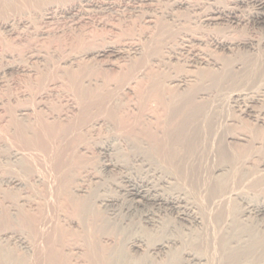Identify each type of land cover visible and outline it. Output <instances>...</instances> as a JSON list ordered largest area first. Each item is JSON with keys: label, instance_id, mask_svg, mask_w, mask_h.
Masks as SVG:
<instances>
[{"label": "rangeland", "instance_id": "obj_1", "mask_svg": "<svg viewBox=\"0 0 264 264\" xmlns=\"http://www.w3.org/2000/svg\"><path fill=\"white\" fill-rule=\"evenodd\" d=\"M14 1L13 2L15 4H17L18 0H14ZM0 2H2V3H0V12H1L0 13V22L2 23L3 21H5V19H6V21H9L11 18L12 19L10 21H13V22L9 21L11 24L13 23L12 25L10 24V27L12 29L11 28H3L1 23H0V26H1L0 27V31H1V33H0V113H1L0 114V147H2V146L5 147L3 149L5 151H1V149H0V152H1L0 155L3 154V152L4 153L6 152V150L8 148V146H6V144L8 143L7 144V145H9L8 149L12 148L10 150L17 151L19 153L22 149V151L20 153L21 156H25L28 152L30 153V154L28 153L26 155V158L23 157L26 159V160L23 159V161L25 162L28 160V163H29V164H27V162H26V164L24 165V169L26 168L25 167L26 165H27V167L29 166L31 168H33L32 166L35 167V168H33V170L28 167L27 172L25 171L26 169L24 170L22 168V170L17 173V176L20 177L21 179L31 182V183L29 182V185L22 186L21 188L20 187L19 188L15 187L16 189L14 187L12 188V185L8 186L9 184H6L5 181L0 180V187H1L0 188V191H1L0 196H2V197H0V202L3 203V205H2L3 207L6 206L5 208L1 207V209H3V210L5 209L4 219H3L4 222L7 221V218L5 219V212H7L6 209L9 212V207L11 206V203H14L16 201V199L19 198V196L20 197L24 196L25 199H26V197H28L27 198L28 201L26 200L24 202V204H21L22 205L21 207H22V209L25 210V212H22L24 210L21 211V208H19V213H17V215H16V217H18V216L20 217V218L16 219V221H19V222H17V224L15 221L12 223V220L10 221L9 218H8L9 222H6V223L3 222V225H5V227L8 224L10 225L9 227H6L7 229L9 228V229H13L14 231H16V233L11 235L12 237H10V239L8 241V243L10 244V247L15 252H17L18 254L27 255L28 258L26 257L25 264H83V263L84 264H94V263L102 264V263H105L104 261H106V253H105L106 250L105 249L111 248V246L114 245L116 243V241H118V240H116V238L118 237L119 234H120V236L117 239H119L121 241V240H123V238H125L124 240L128 241L129 236L131 238L136 233H142L143 232V234H144L145 232L151 233V231H152V233H156L154 231V229H151L152 226H150L148 223H146V222H151V220H152V222L154 221L153 222L154 224H156V221H163V219H165V221L170 222V225H169L170 227H167V230L163 234V236L168 235L167 237H173V236L178 237L180 234L175 232L178 229L177 231H180V232L182 231L181 233L182 234L184 233L183 237L187 238V236H189L188 229L190 230L194 226L190 225L188 222H185V221H182L181 219H179V217H180L179 213L180 212L178 213V210L173 209L171 207L168 208L167 206H162V205H157V204H152V203H146V202H144L143 204L138 205V206H136L134 204L132 205V203H131V197H130L129 192H128V190L132 187L131 184L137 183L138 185H140V184L142 185L144 183L143 188L146 189L149 186L146 187L145 183L148 180H149L148 182L150 183V185L151 184L154 185L155 183H157V181H156L158 179L157 176L159 175V173L161 171L160 174L161 175L165 174L166 176H167V174H166L167 172H169L168 174H171V175L173 173H174V175L177 173L176 174L177 176L176 175L175 176L169 175V176H171L172 178L174 177L175 180L178 178L176 181L179 180L182 184H184L186 186H188V185L191 186V187H189V186L188 187L191 190H193L192 191L193 193L195 192V195L197 196V198H201L200 196H202V195H203L204 199H206L205 197H207L208 198L207 201L210 200L209 202H207L205 200L206 205L208 203V205H207L209 207L208 209H210L211 206L216 205L215 207L213 206L210 210H208L209 216H211L210 214L213 213L211 216L212 218H210L211 223H209V225H208L209 228H207L208 231H206L204 234V235L207 234L208 236L206 235V237L204 238V235H203L202 240H201L202 242L205 240L206 241L208 240V241L207 242L205 241L206 243L204 242L203 245L199 243L198 244L199 246L197 248L200 247L199 248L200 250H201V248L206 249V251L202 250L201 254L207 256V257L206 256H204V257L206 258L208 264H212V263L217 264V262L219 264H222L221 260L223 259L224 252L221 251L222 250L221 246L224 243V240L221 237V234H223V233L221 232V234H220V229L218 230V228L221 226L220 224L224 223L226 221V218H228L227 216H228L229 211H227V210L230 209V208H228V206L231 207L232 202H230V201L233 200L231 197L233 196V198H235V200L237 199L236 201L239 202L240 205L243 203V201L245 199H246L245 201L249 200L250 204H254L257 202V200H255V199H257V197H259L260 195L264 194V184H263L264 181H262V183L260 181L256 182V181H258L257 178H258L259 174L256 173V175H255L254 173L250 172L249 174L246 175V177L243 176V178H242V174H241V171H243L242 167H244L246 165H250L249 162L250 163L251 162L253 163L254 161L257 162L262 157V155H264V149L260 151V150H256L255 148H253L254 145L252 146V144H246L247 145L246 146L245 144L242 145V143L241 144L230 143L231 144L230 145L229 143L223 141L225 139V137L228 135V132H229V134L232 132L233 133L245 132L248 135L250 134L254 137H259V138H261L260 136L262 135L261 133L259 134L260 130L258 131V129L254 127V124H253L254 123V116L251 117L250 115L241 114L240 112L239 113L241 115H239L238 111L243 109L246 105H249V106L252 105L254 110L262 109L263 115H264V104L262 106V104H259V103H254L255 105L250 103L251 97H256L259 99V98H262L264 95V89H263L264 85L262 84L264 82L261 83V81H263L262 79H264V76H263L264 75V65L262 63V62H264L263 61L264 60V4L260 0H217V1H215V0H155V1L154 0H145L144 2H146V3L141 2L140 0H132V1L131 0H94V2L92 4H90L91 6L84 7L85 10H84V8L81 7V8H78V10L75 9V10H71L69 12L68 11H62V10L61 11H55V13L54 12L52 13L53 15L51 14L52 18H51V20H49L50 22L48 20H46V21L44 20V22H43V19L39 20L38 17L33 16L34 12L32 10V7H26V8L23 7L21 9V11H24L26 9L25 10L26 12H23L24 14L26 13L25 16H24V14H21L20 12H19L20 13V15H19L18 11L16 13L14 12L12 14L11 13L9 14L8 12H5L6 7L4 8L5 5L3 4V0H0ZM135 2H137V3H135ZM138 2L141 3L144 8L142 7V5H139ZM67 4H65V5H67ZM56 5L57 6L59 5L58 7L62 8V6L64 4L60 5V4L56 3ZM164 5H165V7H164ZM176 5H178V6H176ZM1 6H2V8H1ZM223 7H225V8H223ZM2 9L5 11H3ZM150 9H152L154 11L170 12L169 14L170 15L172 14L173 18L178 19L180 22V23L177 22L175 29H177V27H179V29L183 28L182 31L181 30L178 31L179 33L177 31H175L174 28H171V30L169 29L168 30L169 33H171L173 31L172 29H174V31H173L174 33L173 32L171 33V34H174V36L166 33L165 36H167V34H168L170 37H173L171 39H173L172 43L174 42L173 43L174 45L173 44H172L173 46L171 45V47H170L171 49L168 48L169 46L166 47L167 45L165 44V41H163V40L158 41L156 43L157 46L155 45V50L156 49L157 50L154 52H156V53L159 52L160 54H163V53L167 54L168 53L166 57H169V58L171 57L169 60L170 63L168 61L169 64L167 65V67H165L166 70L161 69V70H163L164 73L159 69L156 70L159 66L156 67V63L153 64L155 62V59L157 58L156 56L159 53L157 55H154V56L152 55V57L154 59L150 55L149 56L148 55L143 56L144 62L143 61L140 62L141 58L140 59L137 58V56H135L136 54H134V56L136 58H132V60L130 58H128V59L126 58L125 60L119 59L116 62H118L119 65H121V66L117 65V63L114 62L115 68L114 67L113 68L107 67L108 66L107 65L108 64L107 59H103V61L101 60L102 63H101V61L98 62L99 67H101V68H99L98 64H97L98 68L96 69L97 71L96 70L95 71L97 72V74L99 73L98 76H99V79L102 80L101 86L105 88L104 90L100 86L96 87V89H95V87L90 88L88 86L79 84L80 79L77 77L78 73H76L74 71L72 73H75V74H71L69 72L70 76L66 73H65L66 74L65 75L64 72H62V71L60 73V69L62 68L61 65H62V61L64 60V57H66L68 54L73 53L74 49L78 50V44L77 43H79V39L81 36L84 35V32H85V34L88 33V34H86L87 36L91 35V36L95 37L97 35L96 38L97 39L99 38L98 41L100 40L99 42H101V43L103 42V40L105 41V40H112L113 39V40H115V41L112 40L115 43V45L118 46L120 44L119 46H122L126 49L128 47H134V46L138 47V46H136V44L137 45L139 44V46L142 48H146V45H147L146 43L140 44V43L132 40V42H135V44L133 43L134 44L133 45L130 38H129L130 42H128V41L125 42V40L128 39L127 35H131L132 32L134 33L135 31H137V33H139V32H141V30H143V31L148 30L147 29L148 27L145 28L147 25L142 20H144L146 13L151 11ZM229 10L234 11L235 16H237L240 21L232 22L230 19H228V17H226V16L228 15L227 13ZM85 11H87V12H85ZM216 11H218V13H213ZM2 12L6 13L8 15H5ZM122 12H123V14H122ZM210 12L212 14H215L214 16L219 17V19L216 20L215 23H213L211 21H210L211 22L210 23V22L205 20L208 17L207 14H211ZM1 14L2 15L4 14V17ZM166 14H168V13H166ZM22 15H23V17H22ZM31 17H32V19H31ZM128 18H129V20H128ZM156 19L158 20V17ZM184 19H185V21H184ZM21 22H22V24H21ZM125 23L128 24L127 28H126L127 24H125ZM134 23H136V24H134ZM194 24H195V26H194ZM41 25H42V27H40ZM89 25H92V26H89ZM118 25H119V27H118ZM80 27H82V28H80ZM103 27L105 28V30L103 29ZM124 27H125V29H124ZM130 27H131V29H133V31L130 29ZM187 27L189 30H187ZM70 28H71V30H70ZM73 28H74L75 32H74ZM84 28H86V29H84ZM120 28L124 29V30H121ZM67 29H68V31H67ZM19 30H21V31L23 30L24 32L23 31L21 32ZM114 30L116 31V33ZM125 30L126 31L129 30L128 32H131V33H128ZM207 30L209 33L207 32ZM37 31H38V33H37ZM64 31H65V34H64ZM92 31L93 32L95 31V32L93 33ZM117 31H118V33H117ZM45 32L48 35L50 34V36H49L50 38L48 37L49 39L46 38L48 35ZM125 32L127 33V35L124 34ZM192 32H195V33L193 34ZM103 34H104V36H103ZM114 34H116V35H114ZM175 34H178V35H175ZM59 35H60V37H59ZM124 35L127 36L126 37L127 39L124 37ZM15 36H17V37L15 38ZM108 36H110V37H108ZM18 37H20V38L18 39ZM53 37H55V38L53 39ZM174 37H175V39H174ZM215 38H217V39H215ZM27 39L28 40L30 39V40L28 41ZM46 40H48V41H46ZM220 40L221 41L222 40H224V41L230 40L233 42L235 40L236 42H239L238 43L239 45H236V46L234 45V46L230 47V49H226L224 47L222 48L220 45H217V41H220ZM11 41L12 42L14 41V42L12 43ZM36 41L39 43H37ZM54 41H56V42L54 43ZM20 42H22V43H20ZM158 43L160 46H158ZM12 44H14V45H12ZM15 44H16V46H15ZM23 44H24V46H23ZM37 44L40 45V48L38 47L39 45H37ZM56 44H58V45L56 46ZM42 45H45L48 48L46 47V49H45L44 46H42ZM48 45H50V46H48ZM162 45L165 47H163ZM62 47H64V49ZM161 47H163V48H161ZM15 48H17L18 52L16 51ZM37 48H38V50H37ZM8 49H9V51H8ZM10 49L11 50L13 49V50L11 51ZM159 49H162L163 52L159 51ZM19 50L22 52L19 53ZM60 50H61V52H59ZM75 50H74V52H75ZM52 51H53V53H52ZM14 52L16 53V55ZM10 53H12V54H10ZM48 53H49V56L48 55L47 56L49 59H47V56H46V54H48ZM204 53L205 54H211L212 53L211 57L212 58L214 57L215 58L214 60H216V59L218 60V62L216 60V62H217L216 65L219 64L218 66L222 65V67L219 68L215 65L216 67L215 66L213 68L207 67V69L204 68L205 70H202V71L200 70L201 72H199V80L195 84V86H197V87L200 86L199 89L196 88V91H195V92H197L199 90L198 91L199 93L197 92V94H199V95H197L195 93V95H193V96L191 94V97L195 98L196 95L198 97H200V95H201V100H199L200 98L198 99V97L196 96L197 99L192 98L191 99L192 101L195 100L194 102H192L190 100L191 97L189 96V99H188V96H186L189 94H187L184 91H182V92L181 91H175L174 89L168 90V88L164 89L162 87H161V89H159L160 87L154 88L153 86H151V78L149 76L152 77L153 74L156 75L157 71H159L160 77H163L161 74H163V75L165 74L164 76H166V78H167V74L169 75L172 71H173L172 73H175L174 71L177 70L178 72L176 71V73L182 74L181 71L187 72V70H189L188 65H189V63L192 64V58H196L198 56L204 57V55H205ZM19 54H21V56ZM42 54L46 57V59ZM57 54H59V55H57ZM27 55H29V56H27ZM194 55L195 56L198 55V56L195 57ZM219 55H220V57H219ZM37 56H39L40 59H39V57L37 58ZM41 56L44 57V59H45L44 61L42 60ZM134 56H131V57H134ZM246 56H249L248 58H250V59L248 61H250L251 63L247 61L248 58L246 59ZM251 56H253V57L255 56L254 57L255 59ZM20 57H21V59H20ZM52 57H54V58H52ZM177 57H179V58H177ZM4 58H5V60H4ZM8 58H11V59H8ZM146 59L147 60L149 59L148 63L146 62L147 61ZM151 59L154 62H151L152 61ZM222 59L223 60L227 59V61L224 60L225 63L223 64L224 61ZM230 59H232L231 60L232 62L228 61ZM252 59H253V61H251ZM12 60H14V61H12ZM126 60L129 61L128 63H130L132 76H134V78H135L136 76L139 77V75H140V79L138 78L139 79V81H138V80H136L137 79V77H136L135 80H136V82H138V84L136 83L138 86L135 84L137 87L135 86L136 88L134 89V91L132 93H124L126 95H124V94L120 95L121 94L120 91L123 88V85H125V82H127L126 80H128V78H127L128 75H122L125 73L127 74V72H128L127 69L130 68V67H128L129 65H127L128 63L125 64L127 62ZM133 60H136V62H133ZM254 60H256V61L258 60L259 63L254 61ZM177 61H178V63H177ZM234 61H236V62H234ZM8 62L11 64H9ZM106 62H107V64H106ZM149 62L151 63V65ZM227 62L232 63V64H227ZM239 62L240 63L243 62V64H239ZM247 62H248V64H246ZM254 62L257 63V66H256V64H254ZM135 63L136 64L139 63V66L141 65V67L142 66L143 67L141 68L137 65V68H136ZM173 63L176 64V66L173 65ZM252 63H253V65H251V67H250L249 65ZM26 64H27V66H26ZM171 64L175 67H172ZM245 64L247 65L248 68L249 67L251 68V70H248V68H247L248 72L246 70ZM36 65L40 68H37ZM124 65H126V67H128V68L126 69ZM133 65H134V67H133ZM177 65L181 66V67H178ZM224 65H227V66L229 65V66L226 69V66H224ZM243 65H245V66H243ZM58 66H59V68H58ZM186 66H187V68H186ZM144 67H148V69L146 70V68H144ZM255 67H258V68H256L257 71H256ZM14 68H15V70H14ZM102 68L104 70H102ZM122 68H123V70L125 68V70L127 72L125 70H124L125 71L124 72L122 70ZM150 68H152L156 72L153 71V73H152V69H150ZM162 68H164V67H162ZM172 68H175V70L174 69L172 70ZM179 68L181 69V71L178 70ZM211 68H212V71L209 72V70H211ZM217 68H219V69H217ZM221 68H222V70H221ZM224 68L226 69L225 71H227V73H231V75L225 76L227 74H224V76H225L224 77L223 76ZM228 68L229 69L232 68V69H230L231 72ZM233 68L235 69L234 70L235 74H233L234 73ZM216 69H217L218 73H220L219 77L216 75L217 71L215 72V74L213 72ZM36 70H38V71H36ZM219 70H220V72H219ZM41 71H44V72H41ZM45 71H47V72H45ZM150 71H151V73H150ZM251 71H255V72H251ZM33 72H35V73H33ZM39 72H41V73H39ZM119 72L121 73L120 76H122L121 79L122 78L124 79L127 76L126 77L127 79L126 78L124 79L125 82L123 80H121L124 82V83L121 82V85L118 84V83H120ZM165 72H167V74ZM211 72H213V75H215V76H211L212 75ZM108 73H111V74H109L111 76H109ZM253 73L256 76L257 75L258 76L256 77ZM241 74H244V77L246 79H244V77ZM250 74H253L255 76V78ZM71 75H73V76L75 75L79 79V81L77 78H75L76 80H74L73 76L71 77ZM201 75H203L204 77ZM42 76H44V77H42ZM118 76H119V78H118ZM200 76H201V78L202 77L203 78L200 79ZM260 76H263V77H260ZM107 77H109V78H107ZM110 78H111V80H110ZM256 78L259 79L260 83H259L258 79H256ZM35 79H38V80L36 81ZM140 80L142 82H140ZM240 80H243V81H240ZM76 81H78L79 83H77ZM114 81H116L117 85L114 83ZM25 82H27V83H25ZM108 83L110 84V86ZM112 84L113 85L115 84L118 89L115 87V85L113 87ZM242 84L244 85L243 86V90L245 89L244 91L242 90ZM246 84L248 85L250 90L248 87H245ZM259 84L260 85L262 84V85L260 86ZM28 85H30V86H28ZM141 85H142V87H141ZM256 85H258L259 87H257ZM44 89H47V90H44ZM94 89H95L96 93H95ZM97 89H99V90H97ZM163 89H164L163 92L166 91L165 94H163V92H161V90H163ZM33 90H34L35 94H33ZM118 90H120V91H118ZM142 90L144 92H142ZM158 90H160V91H158ZM194 90H195V87H194ZM251 90L256 91V93L255 92L254 93L253 92L248 93ZM50 91H51V93L49 94ZM82 91H83V94L80 95V93H82ZM109 91H110V93H109ZM112 91H114V93H116V95H114ZM115 91H117V92H115ZM167 91H169V92H167ZM176 92L179 94V97L182 95L180 97V99L177 96L178 94H176ZM56 93H58V94H56ZM117 93H119L118 96L119 95L121 96V98H120V96L118 98L125 99V100H122V102L124 101V104L121 102L120 99H119L120 102H118V103L115 102V100L117 98ZM193 93H194V91H193ZM41 94H42V96H41ZM143 94L146 95V97ZM166 94L169 95L168 98L166 97L167 96ZM171 94H172V96L174 95L173 98H171L172 97ZM226 94H228V95H226ZM233 94H239V96H236V97L234 96L233 98L228 99L230 97L229 95H233ZM47 95H49V96L47 97ZM88 95H90V96H88ZM33 96H34V98H33ZM162 96H164V97H162ZM175 96L178 97V99ZM221 96L222 97L224 96V98H221ZM78 97L80 99H78ZM113 97H116V98H113ZM152 97H155V98L152 99ZM156 97H157L158 101L155 100ZM226 97H228V98H226ZM174 98H175V100H173ZM205 98L207 99V101ZM218 98H220V99H218ZM217 99L219 100V102ZM3 100H5L4 101L5 103L3 102ZM33 100H34V102H33ZM35 100H36V102H35ZM38 100L40 101V103ZM99 100H101V101H99ZM147 100H148V103H147ZM211 100H213L211 102V104L208 103V101L210 102ZM144 101H145V103H144ZM159 101H161V102H159ZM199 101H200L201 105L203 104L201 106V108H200V106H199V108L197 107ZM201 101H203V103ZM11 102H13V103H11ZM52 102H54L55 105ZM109 102L111 104H109ZM137 102H138V104H137ZM173 102L174 103L177 102V103L174 104ZM206 102H207V105L209 104L210 107L206 106ZM27 103H28V105H27ZM200 103H199V105H200ZM73 104L75 106H73ZM136 104H137V106H136ZM196 104H197V106H196ZM38 105L40 107H38ZM128 105L130 108L127 107ZM152 105H153V107L155 106L154 108L156 109V111L152 107ZM23 106L27 107V108L31 107V109L33 110V111H30V116H29L30 121L28 123H29L30 127H28L29 125L26 121H25L26 122L25 123L24 120H21V119L18 120L19 116L16 115V114H18V110L20 108H22ZM111 107L112 108L114 107V108L112 109ZM206 107H208L207 110H206ZM49 108H50V110H49ZM70 108H72V109H70ZM213 108H215V109H213ZM101 109H103V110H101ZM105 109L107 111H105ZM160 109H164V110L162 111ZM51 110H52V113H50ZM203 110H204V113L201 112ZM58 111H59V113H58ZM61 111H62V113H61ZM134 111H135L136 116L134 114ZM138 111L141 113L138 114ZM6 112H8V114H5ZM108 112H110V113H108ZM35 113H37V114H35ZM38 114H40V115H38ZM46 114H48V115H46ZM103 114H104V116H103ZM140 114H141V116H140ZM51 115H53V116H51ZM64 115H66V116H64ZM130 115H131V117H130ZM157 116H158V118H157ZM36 117H38V119ZM42 117H43V120H42ZM104 117L106 118V120H104L105 119ZM56 118H57V120H56ZM65 118H66V120H65ZM68 118H69V120H68ZM89 118H90V120H91V118H92V120H95V121L97 120L98 123L95 124V126L93 125L92 127H89V125H90L89 123L94 122L92 120L90 122ZM20 120H21V123H20ZM58 120H60V122ZM75 120L79 121V122H76ZM155 120H157V121H155ZM230 120H233V121H230ZM22 121L24 123H22ZM125 121H126V123H125ZM189 121H191V124H190L191 126L188 127V124L190 123ZM70 122H72V124ZM111 123L113 124V126ZM233 124H234V126H233ZM67 125H68V127H67ZM192 125H193V127H192ZM230 125L233 126V128H231ZM4 126H5V128H4ZM228 126H230V127H228ZM195 127L199 131L196 130ZM203 127L204 128L206 127L205 129H208V131L206 130L203 132V130H205ZM224 127L225 128L228 127V128L225 129ZM190 128H191V130H189ZM192 128L194 131L192 130ZM15 129H17V131ZM210 129H212V130H210ZM8 131L9 132L11 131V132L9 133ZM211 131H212V133H211ZM226 131H227V133H226ZM255 131L257 133H254ZM122 132H123V134H122ZM192 133L193 134L196 133V134H194L195 138H194V135ZM78 134H80V135H78ZM221 134H223L225 137H222ZM255 134H257V135H255ZM122 135H123V137H122ZM183 135H184V138H183ZM218 135H220L221 138H219ZM17 136L19 137V139ZM185 136L187 138L189 137V139L186 140ZM220 139H221V141H220ZM19 140H21V141H19ZM184 140H186V142H185L186 144L184 143ZM217 140L220 142L218 143ZM182 141H183V143H182ZM84 142H86V143L84 144ZM133 142L138 144V146L141 145L140 148L142 147V149H138L139 151L142 150L144 152V150L147 147L145 152L147 150H149L150 153H153V154H150L151 156L149 157V159H147L145 157L147 159V161L144 159L139 160V158H143V157L140 156L141 153L138 152V150L136 149L138 147H135ZM88 143H90V144H88ZM220 143H222L224 145L221 146ZM225 143H227V145ZM23 147L25 148V150ZM249 147H250V149H249ZM251 147H252V151H250ZM189 148H191V149H189ZM253 149H255V150H253ZM30 150L31 151L33 150V151L31 152ZM114 150L115 151L118 150L119 152H125L126 163L121 164L120 166H118L116 168L105 169L103 167V164L105 162H108V160H111V159H112V161L113 160L115 161L117 154ZM246 152L248 154L251 153V155L247 154L250 157H248L246 155ZM147 153H148V151H147ZM84 154H86V155H84ZM245 156H246V158H245ZM30 157H31V159H30ZM222 157L223 158L225 157V158L222 159ZM27 158H29L30 160ZM33 159H34V161H33ZM153 159H154V161H153ZM151 160L154 164L151 162ZM155 160L158 162L157 164H156ZM29 161H31V162L33 161L32 166H30L31 162H29ZM223 161H225V162H223ZM165 162L167 165L164 164ZM226 162H228V163L224 164ZM240 162H241V164H240ZM83 163H84V165H83ZM86 163L88 165H86ZM217 163L219 165L224 164L227 166L229 164L228 167L229 168L231 167L230 173H229V179H228L230 181H227L229 184L225 183L222 186H219V185L215 184L214 181H212L211 172L213 171L215 166H218ZM245 163H246V165H245ZM7 164L8 165H6V167H7L6 169L8 170L10 165H9V163H7ZM10 164H12V160H11ZM151 164H153V165L151 166ZM161 165L163 166V168L160 170L159 166H161ZM234 166H236V167L234 168ZM239 166H241V167H239ZM152 167L154 169H152ZM155 167L157 170H160V171H157L155 169ZM164 167H165V169H164ZM169 167H171V168H169ZM172 167L174 169H172ZM212 167H213V169H212ZM167 168H169V170L172 169L171 170L172 173ZM236 168L238 169V172L236 171L237 170ZM29 169H30V173L28 171ZM36 170H37V172H36ZM74 170L76 173L74 172ZM87 170H88V172H87ZM173 170H174V172H173ZM210 170H212V171H210ZM232 170H234V171H232ZM24 171H25V173H24ZM31 171H33V174L31 173ZM45 171H46V173H45ZM231 172H232V174H231ZM20 173L22 175H24L23 178H22V175ZM28 173L30 175H28ZM37 173H39V174H37ZM79 173H80V175H79ZM179 174H181V175H179ZM234 174L236 176L238 174L239 177L238 176L232 177V176H235ZM250 174H252V175H250ZM4 175H7V173H5ZM19 175H21V176H19ZM178 175L180 176V178ZM248 175H250L249 178H248ZM254 175H255L256 181L254 180ZM71 177L74 179H72ZM77 177L81 178V179L83 178L82 181H84V182L81 183L82 181L79 179H78L79 180L78 181L76 179ZM240 177H241V179H240ZM252 177H253V179H252ZM259 177H260L259 180H261V178H263L262 176H259ZM150 178H152V179H150ZM183 178H184V181H182ZM185 178L187 179V181H185ZM245 178H246V180H245ZM75 179H76V181H75ZM138 179H139V181H138ZM41 180H42V182H41ZM231 180H233V181H231ZM250 180H251V182L253 180L255 182L253 181V183H251ZM263 180H264V178H263ZM144 181H146V182H144ZM207 181H209L210 184H207ZM246 181H248V182H246ZM42 183L45 184L44 185L45 188L43 187ZM257 183H259L260 185ZM252 184H255V185L253 186ZM204 185H205V187H204ZM206 185L208 186V188ZM38 186H39V188H38ZM2 187H4V188H2ZM32 187H33V189H32ZM40 187H41V189H40ZM76 187H79L80 189H85V191L91 190V192L93 193V196H95V199H97V197H98V199L103 198V197H105V198L109 197V198H113L115 201L111 204H107V205L104 204L103 205L101 202L98 201V199L95 200V199H93V197H91L92 201L95 200V202H97V205H96V203H94V204L96 205V207L98 206V210H96L95 212L92 211L93 213L90 211L92 213V214H90V212H88L87 209H86V211L84 209L87 207V206L85 207L84 202L87 201L88 199L90 200V198L79 195L84 190H82L81 193L78 191L79 194L77 195V192L74 190V189H76ZM231 187H232L233 191H229V188H231ZM37 188H38V190H36ZM42 188H43V191H42ZM210 188H212V189H210ZM213 188H215L217 192L215 190H213ZM240 188L243 189V191H245V192H242L241 194L239 193L240 196L244 197V199H240L242 197H240L239 194L237 193V191L238 192L242 191ZM7 189H9V190H7ZM26 189H27V191H26ZM44 189L46 191H44ZM218 189H219V191H218ZM232 189H230V190H232ZM5 190L9 193H7ZM200 190H201V192H199ZM10 191H11V193H10ZM17 191H19L18 192L19 194L16 193ZM221 191L224 192V194H222ZM257 191H258L259 196L257 195ZM4 192H6V194H10V195L8 196ZM23 192L25 194H23ZM34 192H36V193H34ZM73 192H76L75 194L77 196L74 195ZM218 192H220V193H218ZM199 193L201 195H199ZM253 193L256 194L255 195L256 197L252 196V195H254ZM3 194H5V195H3ZM70 194H71V196H69ZM84 194H86V192ZM163 194L164 195L171 194L173 196L176 195V193H173L170 190H167L165 192L163 191ZM204 194L207 196H204ZM221 194H222V197H221L222 199L224 196L225 197L227 195L230 196V197L227 196L228 198L224 197L223 201L225 199H227V200L230 199L228 201L225 200V201H227L226 204H225V201L222 204L223 201L221 202V200H220L221 198H219L221 196ZM211 195L212 196L214 195L213 196L214 198H212ZM246 195H247V197H246ZM31 196H32V198H31ZM67 197H68V199H67ZM69 197H70V200H69ZM81 197L82 198L84 197V199L86 198L85 201L82 200ZM11 198L13 200H10ZM43 198H44V200H42ZM6 199L8 200V202ZM36 199L39 201H37ZM66 199L68 202L66 201ZM74 199H76V200H74ZM77 200L78 201L80 200L79 203ZM213 200H214V203L211 202ZM81 201H83V202H81ZM236 201H235V203H236ZM37 202H38V204L36 206H34ZM43 203H45V204H43ZM65 203H67V204H65ZM75 203H77L81 206V207L79 206L80 207L79 211H77L78 206ZM80 203H82V205ZM221 204L226 209L228 208L227 210L224 208L225 214L223 213V209L221 208ZM224 204H225V206H224ZM62 207H63V209H62ZM215 208H216V210H215ZM20 211L24 214L26 213L27 215L20 213ZM78 212L80 214H83L81 216V219H80V214ZM87 213H89V214L87 215ZM7 214H9V213H7ZM34 215H35V217H34ZM213 215H214V217H213ZM224 215L226 216V218L224 217ZM56 217L58 219H56ZM82 217L85 218L86 222L84 221V218H82ZM166 217L168 218V220ZM25 219H26V221H25ZM148 219L149 220L151 219V220L149 221ZM211 219L213 221H211ZM215 219H216V222L214 221ZM248 219L251 220L254 225H258L262 222V215H259L257 212H255L254 209H251ZM100 220H103V221H100ZM173 220H174L175 224L172 223ZM27 221H28V224L26 223ZM63 221H64V223H63ZM75 221H76V223H75ZM221 221H224V222H221ZM22 222H23V224H22ZM41 222L44 223V225ZM83 222H84V224H83ZM101 222H104V225H106V222H107L108 227H106V231L103 230L104 228L101 229V227H105V226H103V223H102V225H100ZM214 222L218 223L219 226L217 225L218 226L217 227L216 224L213 225ZM11 223H12V225H11ZM14 223H15V225H13ZM109 223H110V227H109ZM111 223H113L114 225ZM18 224H21V225H19V227H18ZM60 224H61V226H60ZM97 224H98V229H100L102 232L97 230V227H96ZM172 224L176 225L175 226L176 230H174V227L172 226ZM3 225L1 224L2 228H3ZM25 225L27 226V228H25ZM94 225H96L95 226L96 230L94 229ZM14 226H16V227L14 228ZM114 226H116L117 228H120V226H121V228L124 229V230L123 229L121 230V232L123 231V237H122V233L120 231H115L113 229V228H116ZM142 227L144 229L146 227H148L147 228L148 230L147 229L144 230ZM214 227L217 228V233H216V228H214ZM111 228L113 229V231H115L114 232L115 234L113 233L112 230H110ZM149 228H150V230H149ZM170 228H171V230H170ZM185 228H187V230ZM86 229L88 230V232H90V231H92V232H90V234H89V233H87ZM210 229H213L212 233H211L212 230L209 231ZM26 230L27 231L29 230V231L27 232ZM107 230H109L110 233L107 232ZM84 231H86V232H84ZM116 232L117 233L120 232V233L118 235H116L117 234ZM31 233L34 235V238H32L33 236L31 235ZM86 233L88 235H86ZM174 233H175V235H174ZM208 233L210 234V236ZM83 234L86 236H83ZM125 234L128 235V238ZM157 234H159V232H157ZM177 234H178V236H177ZM213 234H220V235L219 236L216 235V237H214L215 235H213ZM80 235L83 237H80ZM124 235H125V237H124ZM115 236H117V237H115ZM36 237H38V238H36ZM121 237H122V239H121ZM81 238L82 239L85 238L86 240L85 239L82 240ZM25 239H26V241H29L35 245V246L33 245L34 247H32V250L26 249V247L23 243L25 241ZM30 239H31V241H30ZM33 239H34V241H33ZM88 239L90 240V242ZM209 239H211V240H209ZM84 240L86 242L88 241L89 244H87L88 242L86 243ZM114 241H115V243H114ZM146 242L147 241L145 240V243ZM209 242H211L212 244ZM36 247H38V248H36ZM75 248H77L78 250ZM197 248H195V249H197ZM100 249H101V251H100L101 253L100 252L97 253V251H99ZM207 249L209 251H207ZM200 250L199 251L196 250V251L200 252ZM129 251H131V250H129ZM261 251H260V253H258L259 255L257 254V256H256L257 260L255 259L258 262L255 261L254 263H251V264H261V261L263 262L262 257H263L264 252L262 251L263 252L262 253ZM70 252L74 255L70 254ZM208 252H211L210 253L211 255ZM90 253H91V255H90ZM104 253H105V255H104ZM213 253L216 254L215 255L216 257L213 255ZM132 254L138 255L137 253H133V251H132ZM98 255H100V256H98ZM88 256H91L93 258L88 257ZM211 256L212 257L214 256L215 259H213L214 257L211 258ZM99 257H101V258H99ZM150 257H152L154 259V261L156 259H157L156 261H158V259H161V260H159V262L164 260V258H165L164 253H162V252H156L154 254H151ZM88 258H90V259L88 260ZM209 258H211V259H209ZM28 259H29V261H28ZM217 259L219 261H217ZM93 260H95V261H93ZM209 260L212 263H210ZM213 260H215V261H213ZM207 262H206V264H207ZM192 263L194 264V262H192V261H190V262L186 261L185 263L183 262V264H192ZM234 264H238V263H234Z\"/></svg>", "mask_w": 264, "mask_h": 264}, {"label": "bare ground", "instance_id": "obj_2", "mask_svg": "<svg viewBox=\"0 0 264 264\" xmlns=\"http://www.w3.org/2000/svg\"><path fill=\"white\" fill-rule=\"evenodd\" d=\"M14 0H3V4L5 5L4 6V8L6 7V11L5 10H3V11H5V12H8L9 14L11 13H16L17 11H18V13L20 12L21 14H24L23 12H26L25 10L24 11H21V9L23 8V7H32V10H33V12H34V15L33 16H35V17H38V19L40 20V19H43V22H44V20L46 21V20H51V18H52V13L54 12L55 13V11H71V10H75V9H77L78 10V8H84V7H89V6H91L90 4H92L93 2H94V0H18L17 1V4H15L14 2H13ZM132 1V0H131ZM141 2H144L145 0H140ZM155 1V0H154ZM215 1H217V0H215ZM263 4H264V0H260ZM58 3V4H60V5H65V4H67V5H63L62 6V8L61 7H58L57 5H56V3ZM121 2V1H120ZM198 2V1H197ZM219 2V1H218ZM247 2V1H246ZM0 3H2V2H0ZM135 3H137V2H135ZM139 3V2H138ZM144 3H146V2H144ZM181 3V2H180ZM224 3V2H223ZM96 4V3H95ZM104 4V3H103ZM179 4V3H178ZM94 5V4H93ZM97 5V4H96ZM137 5V4H136ZM139 5H142L141 3H139ZM145 5V4H144ZM171 5V4H170ZM190 5V4H189ZM192 5V4H191ZM149 6V5H148ZM167 6V5H166ZM176 6H178V5H176ZM219 6V5H218ZM142 7H143V5H142ZM164 7H165V5H164ZM187 7V6H186ZM200 7V6H199ZM1 8H2V6H1ZM109 8V7H108ZM144 8V7H143ZM167 8V7H166ZM172 8V7H171ZM222 8V7H221ZM223 8H225V7H223ZM243 8V7H242ZM29 9V8H28ZM87 9V8H86ZM113 9V8H112ZM137 9V8H136ZM139 9V8H138ZM80 10V9H79ZM84 10H85V8H84ZM151 11L150 12H147L146 13V15H145V17H144V20H142V21H144V23L147 25L145 28H147L148 30H146V31H143V30H141V32H139V33H137V31H135L134 33L132 32H128L130 29H131V27H130V29L128 30V31H126V32H128V33H131V35H127V33L125 32L124 34L125 35H127L128 36V39L126 38L127 36H125L124 35V37L127 39V40H125V42L126 41H128V42H130L129 41V38L131 39V42H132V40L133 41H136V42H138V43H142V44H147L146 45V48H142V47H140L139 46V44L137 45L136 44V46H138V47H128L127 49L126 48H124V47H122V46H117V45H115V43L113 42V41H115V40H103V42L101 43V42H99L98 41V39L96 38V36L95 37H93V36H91V35H86V34H88V33H86L85 34V32H84V35L83 36H81L80 37V39H79V43H77L78 44V50H75V52H74V50H73V53H71V54H68L66 57H64V60L62 61V68L60 69V73H61V71L62 72H64V74L66 73V74H68L69 75V72L71 73V74H75V73H72L73 71L74 72H76V73H78V75H77V77L80 79V81H79V79L74 75H71V77L73 76V79L74 80H76L75 78H77L78 79V81L80 82H78V81H76L77 83H79V84H81V85H85V86H88V87H95V89H96V87H101V88H103V90L105 89L104 87H102L101 85V83H102V80L101 79H99V76H98V74H97V68L99 67V63L98 62H100L101 60L103 61V59H107V61H108V64H107V62H106V64L108 65L107 67H109V68H113L114 66H115V63L114 62H116L117 60H119V59H123V60H125L126 58L128 59V58H130L131 60H132V58H136L135 56H137V58H141L140 59V62L141 61H143L144 60V58H143V56H145V55H150L151 57H152V55L154 56V55H157L159 52H154V51H156L155 50V45H156V43L158 42V41H161V40H163V41H165V44L167 45L166 47H168V48H170L171 47V45L174 43H172V41H173V39H171V38H173V37H170L168 34H170V35H173L174 36V34H171L173 31H174V29L176 28V24H177V22H179V20L178 19H175V18H173V16H172V14L170 15L169 13L170 12H164V11H154V10H152V9H150ZM147 11V10H146ZM166 11V10H165ZM172 11V10H171ZM175 11V10H174ZM28 12V11H27ZM67 12V13H68ZM85 12H87V11H85ZM90 12V11H89ZM104 12V11H103ZM1 13V12H0ZM2 13H4V12H2ZM20 13H19V15H20ZM83 13V12H82ZM133 13V12H132ZM166 13H168V14H166ZM211 13V12H210ZM213 13H218V11H216V12H213ZM235 12L234 11H231V10H229L228 11V15L226 16V17H228V19H230L232 22H238V21H240L239 20V18L237 17V16H235V14H234ZM5 15H8V14H6V13H4ZM4 14L2 15L3 17H4ZM26 14V13H25ZM25 14H24V16H25ZM52 14V15H51ZM76 14V13H75ZM118 14V13H117ZM122 14H123V12H122ZM138 14V13H137ZM145 14V13H144ZM174 14V13H173ZM176 14V13H175ZM184 14V13H183ZM223 14V13H222ZM14 15V14H13ZM16 15V14H15ZM142 15V14H141ZM179 15V14H178ZM208 15V17L205 19L206 21H208V22H213V23H215V21L216 20H218L219 19V17L218 16H214L215 14H207ZM206 15V16H207ZM1 16V17H2ZM92 16V15H91ZM140 16V15H139ZM188 16V15H187ZM8 17V16H7ZM22 17H23V15H22ZM93 17V16H92ZM128 17V16H127ZM126 17V18H127ZM158 17V20L156 19ZM15 18V17H14ZM13 18V19H14ZM90 18V17H89ZM112 18V17H111ZM110 18V19H111ZM117 18V17H116ZM170 20H168V19ZM2 19V18H1ZM12 19V18H11ZM10 19V20H11ZM21 19V18H20ZM31 19H32V17H31ZM96 19V18H95ZM123 19V18H122ZM136 19V18H135ZM134 19V20H135ZM180 19V18H179ZM9 20V19H8ZM9 20V21H10ZM19 20V19H18ZM23 20V19H22ZM74 20V19H73ZM72 20V21H73ZM83 20V19H82ZM81 20V21H82ZM119 20V19H118ZM128 20H129V18H128ZM6 21V19H5V21H3L2 23H1V25H2V27L3 28H11L10 27V22H13V21ZM33 21V20H32ZM108 21V20H107ZM136 21V20H135ZM184 21H185V19H184ZM50 22V21H49ZM59 22V21H58ZM109 22V21H108ZM119 22V21H118ZM117 22V23H118ZM129 22V21H128ZM134 22V21H133ZM192 22V21H191ZM210 22V23H211ZM29 23V22H28ZM87 23V22H86ZM115 23V22H114ZM130 23V22H129ZM180 23V22H179ZM206 23V22H205ZM13 24V23H12ZM11 24V25H12ZM21 24H22V22H21ZM25 24V23H24ZM32 24V23H31ZM44 24V23H43ZM62 24V23H61ZM65 24V23H64ZM79 24V23H78ZM91 24V23H90ZM98 24V23H97ZM100 24V23H99ZM125 24H127V23H125ZM134 24H136V23H134ZM187 24V23H186ZM15 25V24H14ZM20 25V24H19ZM93 25V24H92ZM92 25H89V26H92ZM110 25V24H109ZM191 25V24H190ZM33 26V25H32ZM58 26V25H57ZM83 26V25H82ZM88 26V27H89ZM94 26V25H93ZM121 26V25H120ZM127 26H128V24L126 25V28H127ZM178 26V25H177ZM185 26V25H184ZM187 26V25H186ZM194 26H195V24H194ZM1 27V26H0ZM15 27V26H14ZM35 27V26H34ZM40 27H42V25L40 26ZM95 27V26H94ZM102 27V26H101ZM117 27V26H116ZM118 27H119V25H118ZM117 27V28H118ZM228 27V26H227ZM18 28V27H17ZM37 28V27H36ZM53 28V27H52ZM76 28V27H75ZM80 28H82V27H80ZM91 28V27H90ZM171 28H174V29H172L173 31L171 32V33H169L168 32V30L170 29L171 30ZM194 28V27H193ZM235 28V27H234ZM12 29V28H11ZM21 29V28H20ZM84 29H86V28H84ZM98 29V28H97ZM103 29L105 30V28L103 27ZM102 29V30H103ZM109 29V28H108ZM121 29V28H120ZM124 29H125V27H124ZM124 29H121V30H124ZM182 29L183 28H181V29H179V27H177V29H175V31H179V30H181L182 31ZM239 29V28H238ZM15 30V29H14ZM25 30V29H24ZM27 30V29H26ZM47 30V29H46ZM70 30H71V28H70ZM73 30H74V28H73ZM78 30V29H77ZM94 30V29H93ZM96 30V29H95ZM132 31H133V29H131ZM186 30V29H185ZM187 30H189L188 29V27H187ZM191 30V29H190ZM198 30V29H197ZM196 30V31H197ZM7 31V30H6ZM19 31H21V30H19ZM23 31V30H22ZM21 31V32H22ZM40 31V30H39ZM55 31V30H54ZM67 31H68V29H67ZM66 31V32H67ZM101 31V30H100ZM115 31V30H114ZM184 31V30H183ZM24 32V31H23ZM26 32V31H25ZM36 32V31H35ZM71 32V31H70ZM74 32H75V30H74ZM73 32V33H74ZM89 32V31H88ZM93 32V31H92ZM95 32V31H94ZM93 32V33H94ZM105 32V31H104ZM107 32V31H106ZM199 32V31H198ZM203 32V31H202ZM207 32H208V30H207ZM0 33H1V31H0ZM30 33V32H29ZM37 33H38V31H37ZM36 33V34H37ZM46 33V32H45ZM52 33V32H51ZM54 33V32H53ZM61 33V32H60ZM82 33V32H81ZM115 33H116V31H115ZM117 33H118V31H117ZM166 33H168L167 34V36H165L166 35ZM174 33V32H173ZM179 33V32H178ZM193 34L195 33V32H192ZM209 33V32H208ZM17 34V33H16ZM25 34V33H24ZM34 34V33H33ZM47 34V33H46ZM56 34V33H55ZM64 34H65V31H64ZM69 34V33H68ZM78 34V33H77ZM83 34V33H82ZM102 34V33H101ZM106 34V33H105ZM112 34V33H111ZM110 34V35H111ZM215 34V33H214ZM18 35V34H17ZM20 35V34H19ZM28 35V34H27ZM48 35V34H47ZM70 35V34H69ZM76 35V34H75ZM95 35V34H94ZM114 35H116V34H114ZM175 35H178V34H175ZM185 35V34H184ZM197 35V34H196ZM233 35V34H232ZM30 36V35H29ZM33 36V35H32ZM37 36V35H36ZM44 36V35H43ZM50 36V34L46 37V38H48ZM52 36V35H51ZM58 36V35H57ZM99 36V35H98ZM102 36V35H101ZM103 36H104V34H103ZM3 37V36H2ZM17 36H15V38H16ZM28 37V36H27ZM38 37V36H37ZM59 37H60V35H59ZM68 37V36H67ZM108 37H110V36H108ZM203 37V36H202ZM20 37H18V39H19ZM31 38V37H30ZM45 38V37H44ZM50 38V37H49ZM48 38V39H49ZM55 37H53V39H54ZM65 38V37H64ZM75 38V37H74ZM79 38V37H78ZM187 38V37H186ZM201 38V37H200ZM233 38V37H232ZM235 38V37H234ZM239 38V37H238ZM4 39V38H3ZM10 39V38H9ZM8 39V40H9ZM22 39V38H21ZM33 39V38H32ZM39 39V38H38ZM58 39V38H57ZM56 39V40H57ZM63 39V38H62ZM77 39V38H76ZM124 39V38H123ZM174 39H175V37H174ZM185 39V38H184ZM199 39V38H198ZM215 39H217V38H215ZM245 39V38H244ZM14 40V39H13ZM28 40V39H27ZM30 40V39H29ZM28 40V41H29ZM119 40V39H118ZM238 40V39H237ZM240 40V39H239ZM249 40V39H248ZM46 41H48V40H46ZM73 41V40H72ZM102 41V40H101ZM121 41V40H120ZM124 41V40H123ZM7 42V41H6ZM12 42V41H11ZM10 42V43H11ZM14 42V41H13ZM12 42V43H13ZM37 42V41H36ZM45 42V41H44ZM56 41H54V43H55ZM127 42V43H128ZM244 42V41H243ZM9 43V42H8ZM20 43H22V42H20ZM31 43V42H30ZM37 43H39V42H37ZM41 43V42H40ZM121 43V42H120ZM123 43V42H122ZM135 44V42H132V44ZM162 43V42H161ZM160 43V44H161ZM239 42H236L235 40H234V42L233 41H224V40H220V41H217V45H220L222 48L224 47V48H226V49H230V47H232V46H236V45H239L238 44ZM241 43V42H240ZM44 44V43H43ZM50 44V43H49ZM52 44V43H51ZM69 44V43H68ZM133 44V45H134ZM163 44V43H162ZM164 44V45H165ZM194 44V43H193ZM242 44V43H241ZM12 45H14V44H12ZM31 45V44H30ZM37 45H39V44H37ZM36 45V46H37ZM58 44H56V46H57ZM66 45V44H65ZM64 45V46H65ZM131 45V44H130ZM174 45V44H173ZM172 45V46H173ZM197 45V44H196ZM251 45V44H250ZM258 45V44H257ZM15 46H16V44H15ZM23 46H24V44H23ZM29 46V45H28ZM27 46V47H28ZM35 46V47H36ZM42 46H44V48L46 49V47L47 46H45V45H42ZM48 46H50V45H48ZM60 46V45H59ZM71 46V45H70ZM69 46V47H70ZM132 46V45H131ZM157 46V45H156ZM158 46H160L159 45V43H158ZM163 46V45H162ZM30 47V46H29ZM39 48H40V45L38 46ZM53 47V46H52ZM55 47V46H54ZM67 47V46H66ZM144 47V46H143ZM163 47H165V46H163ZM163 47H161V48H163ZM175 47V46H174ZM257 47V46H256ZM2 48V47H1ZM34 48V47H33ZM48 48V47H47ZM61 48V47H60ZM63 49H64V47H62ZM74 48V47H73ZM16 49V51H17V48H15ZM14 49V50H15ZM23 49V48H22ZM67 49V48H66ZM77 49V48H76ZM165 49V48H164ZM171 49V48H170ZM174 49V48H173ZM180 49V48H179ZM233 49V48H232ZM6 50V49H5ZM11 50V49H10ZM13 50V49H12ZM11 50V51H12ZM36 50V49H35ZM37 50H38V48H37ZM44 50V49H43ZM50 50V49H49ZM53 50V49H52ZM62 50V49H61ZM61 50L59 51V52H61ZM169 50V49H168ZM175 50V49H174ZM203 50V49H202ZM207 50V49H206ZM205 50V51H206ZM8 51H9V49H8ZM10 51V52H11ZM72 51V50H71ZM159 51H162V49H159ZM204 51V52H205ZM235 51V50H234ZM4 52V51H3ZM18 52V51H17ZM20 52H22V51H20L19 50V53ZM39 52V51H38ZM163 52V51H162ZM173 52V51H172ZM15 53V52H14ZM13 53V54H14ZM29 53V52H28ZM31 53V52H30ZM51 53V52H50ZM52 53H53V51H52ZM67 53V52H66ZM196 53V52H195ZM200 53V52H199ZM210 53V52H209ZM9 54V53H8ZM10 54H12V53H10ZM63 54V53H62ZM134 54H136L135 56H134ZM160 54V53H159ZM158 54V55H159ZM168 54V53H167ZM167 54H160L159 56L157 55L156 57V59H155V62L152 60L151 62H154L153 64H155L156 63V67L157 66H159L156 70H161V69H165V67H167V65L170 63V58L169 57H166L167 56ZM180 54V53H179ZM182 54V53H181ZM205 54V53H204ZM212 54V53H211ZM211 54H205L204 55V57L202 56V57H199L198 55H196V56H198V57H196L195 55V57L196 58H192V64H190L189 63V65H188V67H189V70H187V72L186 71H181V69L179 68L178 70L179 71H181L182 72V74L180 73H176V71H174L175 73H170L169 71V75L167 74V72H165L166 74H167V78H166V76H164L163 74H161L163 77H160V73H159V71H157V74L155 75V74H153V76L151 77V76H149L150 78H151V86H153L154 88L155 87H160L159 89H161V87L162 88H168V90L170 89V90H172V89H174L175 91H184V92H186L187 94H189V95H186V96H188V99H189V96L191 97V94H192V96L193 95H195V93L197 94V92L199 91H197V92H195L196 91V88H198L199 89V87H197V86H195V84L197 83V81L199 80V72H201L202 70H205V69H207V67H214L216 64H217V62H218V60H217V62H216V60H214L215 58L213 57H211ZM217 54V53H216ZM251 54V53H250ZM3 55V54H2ZM15 55H16V53H15ZM20 56H21V54H19ZM18 55V56H19ZM37 55V54H36ZM43 55V54H42ZM49 56V53L48 54H46V56ZM57 55H59V54H57ZM66 55V54H65ZM183 55V54H182ZM203 55V54H202ZM249 55V54H248ZM11 56V55H10ZM27 56H29V55H27ZM44 56V55H43ZM43 56H41V58H42V60L44 61L45 59H46V57H45V59H44V57ZM48 56H47V59H49L48 58ZM131 56H134V57H131ZM180 56V55H179ZM39 56H37V58H38ZM59 57V56H58ZM216 57V56H215ZM219 57H220V55H219ZM249 56H246V59L248 58ZM251 57H253V56H251ZM255 57V56H254ZM253 57V58H254ZM6 58V57H5ZM5 58H4V60H5ZM52 58H54V57H52ZM153 58V57H152ZM177 58H179V57H177ZM218 58V57H217ZM8 59H11V58H8ZM14 59V58H13ZM20 59H21V57H20ZM29 59V58H28ZM34 59V58H33ZM39 59H40V57H39ZM51 59V58H50ZM154 59V58H153ZM195 59V60H194ZM220 59V58H219ZM250 58H248L247 59V61L249 60ZM255 59V58H254ZM261 59V58H260ZM259 59V60H260ZM54 60V59H53ZM138 60V59H137ZM147 60V59H146ZM149 60V59H148ZM148 60L146 61L147 63H148ZM183 60V59H182ZM191 60V59H190ZM221 60V59H220ZM223 60V59H222ZM225 61H227V59H224ZM223 60V61H224ZM232 59H230V60H228L229 62H232L231 61ZM263 60V59H262ZM261 60V61H262ZM12 61H14V60H12ZM16 61V60H15ZM36 61V60H35ZM58 61V60H57ZM102 61H101V63H102ZM127 61V60H126ZM125 61V62H126ZM139 61V60H138ZM137 61V62H138ZM168 61H169V63H168ZM225 61L223 62V64L225 63ZM243 61V60H242ZM251 61H253V59L251 60ZM254 61H256V60H254ZM260 61V62H261ZM264 61V60H263ZM42 62V61H41ZM54 62V61H53ZM59 62V61H58ZM105 62V61H104ZM124 62V63H125ZM129 61H127L125 64H127ZM133 62H136V60H133ZM144 62V61H143ZM191 62V61H190ZM234 62H236V61H234ZM248 62H250V61H248ZM248 62L246 63V64H248ZM256 62H258L259 63V61L257 60ZM256 62H254V64H256V66H257V63ZM9 63V62H8ZM60 63V62H59ZM117 63V65H119V63L118 62H116ZM121 63V62H120ZM150 63V62H149ZM175 63V62H174ZM173 63V65H175L176 66V64H174ZM177 63H178V61H177ZM251 63V62H250ZM263 63V65H264V62H262ZM9 64H11V63H9ZM18 64V63H17ZM35 64V63H34ZM37 64V63H36ZM41 64V63H40ZM55 64V63H54ZM97 64H98V67H97ZM227 64H232V63H228L227 62ZM235 64V63H234ZM233 64V65H234ZM239 64H243V62L242 63H240L239 62ZM245 64V65H246ZM2 65V64H1ZM44 65V64H43ZM56 65V64H55ZM103 65V64H102ZM127 65H129L128 67H130V68H128V67H126V65H124L125 66V68L127 69V71L125 70V68H124V70L127 72V74L125 73V74H122V75H128V80H126L127 82H125V78L123 79H121V77L122 76H120V72H119V76H120V78H119V76H118V78H119V80H120V83H118V84H120L121 85V82H125V85H123V88L121 89V91L120 90H118V91H120V95H123L124 93H132L133 91H134V89L138 86L137 84H138V82H136V80H138L139 81V79H140V75H139V77H137V79H136V77L134 78V76H132V71H131V66H130V63H128ZM135 67L137 68V65L139 66V63H135ZM150 65H151V63H150ZM172 65V64H171ZM172 65V67H175V66H173ZM181 65V64H180ZM219 65V64H218ZM218 65H216L217 67H222V65L221 66H218ZM236 65V64H235ZM245 65H243V66H245ZM251 65H253V63L252 64H250L249 66L251 67ZM26 66H27V64H26ZM37 66V65H36ZM47 66V65H46ZM119 66H121V65H119ZM118 66V67H119ZM178 66V65H177ZM215 66V67H216ZM224 66H226V69H227V67L229 66H227V65H224ZM232 66V65H231ZM230 66V67H231ZM241 66V65H240ZM255 66V65H254ZM49 67V66H48ZM57 67V66H56ZM117 67V66H116ZM123 67V66H122ZM133 67H134V65H133ZM132 67V68H133ZM139 67H141V65L139 66ZM143 67V66H142ZM141 67V68H142ZM150 67V66H149ZM153 67V66H152ZM162 67H164V68H162ZM178 67H181V66H178ZM191 67V68H190ZM234 67V66H233ZM242 67V66H241ZM246 67V70H247V65L245 66ZM249 67V68H250ZM18 68V67H17ZM32 68V67H31ZM37 68H40V67H38L37 66ZM36 68V69H37ZM44 68V67H43ZM42 68V69H43ZM58 68H59V66H58ZM99 68H101V67H99ZM115 68V67H114ZM140 68V69H141ZM144 68H146V70L148 69V67H144ZM155 68V67H154ZM177 68V67H176ZM183 68V67H182ZM186 68H187V66H186ZM185 68V69H186ZM205 68V69H204ZM212 68H211V70H209V72L210 71H212ZM219 68H217V69H219ZM248 68V70H251V68L249 69ZM256 68H258V67H255V69ZM35 69V68H34ZM150 69H152V68H150ZM175 70V68H172V70ZM215 69V68H214ZM217 69L215 70V71H213L214 72V74H215V72L217 71ZM225 68H224V70H223V76H224V74H227V75H225V76H229V75H231V73H227V71H225L226 70ZM229 69V68H228ZM230 69H232V68H230ZM229 69V70H230ZM14 70H15V68H14ZM23 70V69H22ZM41 70V69H40ZM46 70V69H45ZM96 70V71H95ZM102 70H104L103 68H102ZM111 70V69H110ZM122 70H123V68H122ZM123 70V71H124ZM166 70V69H165ZM201 70V71H200ZM221 70H222V68H221ZM228 70V71H229ZM235 69L233 68V71H234ZM248 70H247V72H248ZM36 71H38V70H36ZM119 71V70H118ZM124 71V72H125ZM149 71V70H148ZM153 71H155V70H153L152 69V73H153ZM162 72H163V70H161ZM237 71V70H236ZM256 71H257V69H256ZM41 72H44V71H41ZM41 72H39V73H41ZM45 72H47V71H45ZM56 72V71H55ZM101 72V71H100ZM110 72V71H109ZM156 72V71H155ZM178 72V71H177ZM213 72H211L212 73V75L211 76H215V75H213ZM219 72H220V70H219ZM226 72V73H225ZM230 72H231V70H230ZM244 72V71H243ZM251 72H255V71H251ZM263 72V71H262ZM33 73H35V72H33ZM38 73V72H37ZM150 73H151V71H150ZM149 73V74H150ZM164 73V72H163ZM203 73V72H202ZM201 73V74H202ZM218 71L216 72V75L219 77V74L220 73H218ZM245 73V72H244ZM257 73V72H256ZM26 74V73H25ZM63 74V73H62ZM65 74V75H66ZM109 74H111V73H108V75ZM233 74H235V71H234V73ZM246 74V73H245ZM249 74V73H248ZM254 74V73H253ZM253 74H250V75H252L254 78H255V76L253 75ZM44 75V74H43ZM67 75V76H68ZM144 75V74H143ZM152 75V74H151ZM204 75V74H203ZM203 75H201V76H203ZM243 77H244V74H241ZM66 76V77H67ZM70 76V75H69ZM107 76V75H106ZM109 76H111V75H109ZM117 76V75H116ZM132 76V77H131ZM147 76V75H146ZM169 76V77H168ZM201 76H200V79H202L201 78ZM216 76V77H217ZM224 76V77H225ZM247 76V75H246ZM258 76V75H257ZM256 76V77H257ZM264 76V75H263ZM263 76H260V77H263ZM38 77V76H37ZM36 77V78H37ZM42 77H44V76H42ZM64 77V76H63ZM114 77V76H113ZM166 79H165V78ZM248 77V76H247ZM250 77V76H249ZM107 78H109V77H107ZM126 78V79H127ZM139 78V79H138ZM148 78V77H147ZM240 78V77H239ZM30 79V78H29ZM42 79V78H41ZM40 79V80H41ZM67 79V78H66ZM69 79V78H68ZM136 79V80H135ZM142 79V78H141ZM215 79V78H214ZM217 79V78H216ZM243 79V78H242ZM244 79H246L245 77H244ZM253 79V78H252ZM256 79H258V78H256ZM262 79V78H261ZM260 79V80H261ZM11 80V79H10ZM36 81L38 80V79H35ZM110 80H111V78H110ZM121 80H123V81H121ZM248 80V79H247ZM246 80V81H247ZM263 81H261V83L262 82H264V79H262ZM63 81V80H62ZM73 81V80H72ZM71 81V82H72ZM240 81H243V80H240ZM258 81H259V79H258ZM28 82V81H27ZM27 82H25V83H27ZM33 82V81H32ZM41 82V81H40ZM112 82V81H111ZM123 82V83H124ZM140 82H142L141 80H140ZM139 82V83H140ZM6 83V82H5ZM35 83V82H34ZM38 83V82H37ZM74 83V82H73ZM72 83V84H73ZM114 83L116 84V81H114ZM122 83V84H123ZM137 83V84H136ZM259 83H260V81H259ZM16 84V83H15ZM21 84V83H20ZM29 84V83H28ZM36 84V83H35ZM40 84V83H39ZM46 84V83H45ZM44 84V85H45ZM50 84V83H49ZM109 84V83H108ZM114 84V85H115ZM137 86H136V85ZM141 84V83H140ZM245 84V83H244ZM250 84V83H249ZM263 85H264V83H262ZM261 84V85H262ZM32 85V84H31ZM48 85V84H47ZM57 85V84H56ZM113 85V84H112ZM114 85H113V87H114ZM117 85V84H116ZM115 85V87L117 88V86ZM143 85V84H142ZM142 85H141V87H142ZM247 85V84H246ZM245 85V87H248V85L246 86ZM260 85V84H259ZM260 85V86H261ZM25 86V85H24ZM28 86H30V85H28ZM38 86V85H37ZM43 86V85H42ZM53 86V85H52ZM109 86H110V84H109ZM136 86V87H135ZM195 87V90H194V87ZM243 84H242V90H243ZM257 87H259L258 85H256ZM26 87V86H25ZM36 87V86H35ZM41 87V86H40ZM121 87V86H120ZM144 87V86H143ZM244 87V88H245ZM30 88V87H29ZM54 88V87H53ZM59 88V87H58ZM82 88V87H81ZM237 88V87H236ZM249 88V87H248ZM48 89V88H47ZM47 89H44V90H47ZM95 89H94V91H95ZM118 89V88H117ZM120 89V88H119ZM142 89V88H141ZM164 89L163 90H161V92H163L164 91ZM257 89V88H256ZM264 89V88H263ZM25 90V89H24ZM32 90V89H31ZM63 90V89H62ZM67 90V89H66ZM85 90V89H84ZM97 90H99V89H97ZM107 90V89H106ZM114 90V89H113ZM156 90V89H155ZM154 90V91H155ZM245 90V89H244ZM243 90V91H244ZM249 90H250V88H249ZM52 91V90H51ZM51 91L49 92V94L51 93ZM54 91V90H53ZM73 91V90H72ZM71 91V92H72ZM93 91V90H92ZM111 91V90H110ZM110 91H109V93H110ZM138 91V90H137ZM146 91V90H145ZM158 91H160V90H158ZM193 91H194V93H193ZM248 91V90H247ZM258 91V90H257ZM28 92V91H27ZM31 92V91H30ZM47 92V91H46ZM56 92V91H55ZM59 92V91H58ZM67 92V91H66ZM74 92V91H73ZM87 92V91H86ZM113 92V94L114 95H116V93H114V91H112ZM115 92H117V91H115ZM142 92H144L143 90H142ZM166 92V91H165ZM165 92H163V94H165ZM167 92H169V91H167ZM256 93V91H249L248 93ZM261 92V91H260ZM75 93V92H74ZM73 93V94H74ZM78 93V92H77ZM95 93H96V91H95ZM140 93V92H139ZM151 93V92H150ZM153 93V92H152ZM160 93V92H159ZM199 93V92H198ZM201 93V92H200ZM221 93V92H220ZM223 93V92H222ZM229 93V92H228ZM234 93V92H233ZM33 94H35L34 93V90H33ZM56 94H58V93H56ZM76 94V93H75ZM83 94V91H82V93H80V95H82ZM101 94V93H100ZM112 94V95H113ZM118 94L119 93H117V98L120 96H118ZM141 94V93H140ZM139 94V95H140ZM145 94V93H144ZM143 94V95H144ZM162 94V93H161ZM162 94V95H163ZM168 94V93H167ZM166 94V95H167ZM176 94H178L177 92H176ZM205 94V93H204ZM208 94V93H207ZM206 94V95H207ZM246 94V93H245ZM17 95V94H16ZM52 95V94H51ZM68 95V94H67ZM124 95H126V94H124ZM148 95V94H147ZM152 95V94H151ZM154 95V94H153ZM197 95H199V94H197ZM196 95V96H197ZM226 95H228V94H226ZM256 95V94H255ZM12 96V95H11ZM15 96V95H14ZM26 96V95H25ZM41 96H42V94H41ZM49 95H47V97H48ZM64 96V95H63ZM66 96V95H65ZM74 96V95H73ZM88 96H90V95H88ZM104 96V95H103ZM145 97H146V95H144ZM157 96V95H156ZM168 96L169 95H167L166 97L168 98ZM171 96H172V94H171ZM174 96V95H173ZM173 96L171 97V98H173ZM178 97H179V94L177 95ZM182 96V95H181ZM180 96V97H181ZM195 96V98L197 99V97ZM203 96V95H202ZM217 96V95H216ZM230 97L228 98V97H226V98H228V99H230V98H233L234 96L236 97V96H239V94H233V95H229ZM258 96V95H257ZM32 97V96H31ZM55 97V96H54ZM61 97V96H60ZM76 97V96H75ZM142 97V96H141ZM158 97V96H157ZM157 97H156V101H158L157 100ZM162 97H164V96H162ZM176 97V96H175ZM178 97H176L177 99H178ZM180 97H179V99H180ZM205 97V96H204ZM203 97V98H204ZM210 97V96H209ZM7 98V97H6ZM26 98V97H25ZM33 98H34V96H33ZM91 98V97H90ZM113 98H116V97H113ZM116 98V100H115V102L116 103H118V102H120V100H121V102H122V100H125V99H120L121 98V96H120V98H118L117 99ZM150 98V97H149ZM155 97H152V99H154ZM192 98H194V97H191L190 98V100L192 99ZM194 98V99H195ZM200 98V99H199ZM211 98V97H210ZM221 98H224V96L222 97L221 96ZM10 99V98H9ZM39 99V98H38ZM68 99V98H67ZM73 99V98H72ZM78 99H80L79 97H78ZM104 99V98H103ZM120 99V100H119ZM144 99V98H143ZM182 99V98H181ZM193 99V100H194ZM198 99L199 100H201V95H200V97H198ZM206 99V98H205ZM212 99V98H211ZM218 99H220V98H218ZM217 99V100H218ZM25 100V99H24ZM37 100V99H36ZM36 100H35V102H36ZM173 100H175V98L173 99ZM209 100V99H208ZM5 100H3V102H4ZM7 101V100H6ZM27 101V100H26ZM39 101V100H38ZM80 101V100H79ZM99 101H101V100H99ZM129 101V100H128ZM133 101V100H132ZM146 101V100H145ZM145 101H144V103H145ZM154 101V100H153ZM179 101V100H178ZM181 101V100H180ZM183 101V100H182ZM192 101V100H191ZM195 101V100H194ZM194 101H192V102H194ZM197 101V100H196ZM206 101H207V99H206ZM213 100H211L210 102L208 101V103H210L211 104V102H212ZM229 101V100H228ZM235 101V100H234ZM24 102V101H23ZM33 102H34V100H33ZM43 102V101H42ZM41 102V103H42ZM47 102V101H46ZM97 102V101H96ZM152 102V101H151ZM159 102H161V101H159ZM175 102V101H174ZM173 102V103H174ZM198 102V101H197ZM202 103H203V101H201ZM215 102V101H214ZM218 102H219V100H218ZM5 103V102H4ZM3 103V104H4ZM7 103V102H6ZM11 103H13V102H11ZM39 103H40V101H39ZM45 103V102H44ZM53 104H54V102H52ZM67 103V102H66ZM95 103V102H94ZM123 104H124V101L122 102ZM147 103H148V100H147ZM146 103V104H147ZM155 103V102H154ZM177 103V102H176ZM176 103H174V104H176ZM199 103H200V101H199ZM199 103H198V106H197V104H196V106L199 108V106H200V108H201V106L203 105H201V103H200V105H199ZM205 103V102H204ZM250 103L251 104H254V103H259V104H262V106H263V104H264V95H263V97L262 98H256V97H251V100H250ZM20 104V103H19ZM26 104V103H25ZM47 104V103H46ZM71 104V103H70ZM85 104V103H84ZM109 104H111L110 102H109ZM137 104H138V102H137ZM137 104H136V106H137ZM153 104V103H152ZM165 104V103H164ZM170 104V103H169ZM221 104V103H220ZM24 105V104H23ZM27 105H28V103H27ZM35 105V104H34ZM55 105V104H54ZM141 105V104H140ZM151 105V104H150ZM155 105V104H154ZM205 105V104H204ZM219 105V104H218ZM217 105V106H218ZM255 105V104H254ZM257 105V104H256ZM4 106V105H3ZM17 106V105H16ZM20 106V105H19ZM36 106V105H35ZM42 106V105H41ZM73 106H75L74 104H73ZM84 106V105H83ZM96 106V105H95ZM100 106V105H99ZM109 106V105H108ZM135 106V107H136ZM206 106H209V104L207 105V102H206ZM2 107V106H1ZM38 107H40L39 105H38ZM80 107V106H79ZM127 107H129V105L127 106ZM126 107V108H127ZM152 107H153V105H152ZM155 107V106H154ZM153 107V108H154ZM210 107V106H209ZM3 108V107H2ZM16 108V107H15ZM87 108V107H86ZM100 108V107H99ZM112 108V107H111ZM114 108V107H113ZM112 108V109H113ZM125 108V109H126ZM130 108V107H129ZM207 108L208 107H206V110H207ZM212 108V107H211ZM4 109V108H3ZM17 109V108H16ZM40 109V108H39ZM70 109H72V108H70ZM77 109V108H76ZM144 109V108H143ZM155 109V108H154ZM213 109H215V108H213ZM5 110V109H4ZM49 110H50V108H49ZM48 110V111H49ZM80 110V109H79ZM94 110V109H93ZM101 110H103V109H101ZM148 110V109H147ZM160 110H164V109H160ZM199 110V109H198ZM209 110V109H208ZM212 110V109H211ZM30 111H33L32 109H31V107L30 108H27V107H22V108H20L19 110H18V114H16L17 116H19L18 117V120L19 119H21V120H24V122L26 121L27 123L30 121ZM45 111V110H44ZM95 111V110H94ZM100 111V110H99ZM105 111H107L106 109H105ZM114 111V110H113ZM155 111H156V109H155ZM169 111V110H168ZM167 111V112H168ZM38 112V111H37ZM75 112V111H74ZM80 112V111H79ZM137 112V111H136ZM165 112V111H164ZM196 112V111H195ZM201 112H203L204 113V110L203 111H201ZM241 113V114H246V115H250L251 117L252 116H254V127L255 128H257L258 129V131L260 130V132H259V134L261 133L262 135L260 136L261 138H259V137H254V136H252V135H248L247 133H245V132H236V133H230L229 134V132H228V135L225 137L223 134H221L222 135V137H225V139L223 140L224 142H227V143H238V144H241L242 143V145H246V144H252V146L254 145V147L253 148H255L256 150H263L264 149V115H263V111H262V109H260V110H254V108L252 107V105H246L243 109H241V110H239L238 111V113ZM10 113V112H9ZM49 113V112H48ZM50 113H52V110H51V112ZM58 113H59V111H58ZM61 113H62V111H61ZM88 113V112H87ZM91 113V112H90ZM89 113V114H90ZM98 113V112H97ZM105 113V112H104ZM108 113H110V112H108ZM139 113H141V112H139L138 111V114ZM151 113V112H150ZM162 113V112H161ZM239 113V115H241ZM1 114V113H0ZM5 114H8V112H6ZM4 114V115H5ZM35 114H37V113H35ZM74 114V113H73ZM93 114V113H92ZM107 114V113H106ZM134 114H135V111H134ZM160 114V113H159ZM196 114V113H195ZM237 114V113H236ZM38 115H40V114H38ZM42 115V114H41ZM46 115H48V114H46ZM45 115V116H46ZM82 115V114H81ZM109 115V114H108ZM163 115V114H162ZM161 115V116H162ZM165 115V114H164ZM168 115V114H167ZM197 115V114H196ZM11 116V115H10ZM14 116V115H13ZM34 116V115H33ZM43 116V115H42ZM51 116H53V115H51ZM64 116H66V115H64ZM72 116V115H71ZM95 116V115H94ZM100 116V115H99ZM103 116H104V114H103ZM135 116H136V114H135ZM140 116H141V114H140ZM44 117V116H43ZM43 117H42V120H43ZM68 117V116H67ZM70 117V116H69ZM92 117V116H91ZM96 117V116H95ZM130 117H131V115H130ZM240 117V116H239ZM37 119H38V117H36ZM74 118V117H73ZM84 118V117H83ZM82 118V119H83ZM99 118V117H98ZM105 118V117H104ZM121 118V117H120ZM137 118V117H136ZM157 118H158V116H157ZM166 118V117H165ZM49 119V118H48ZM52 119V118H51ZM72 119V118H71ZM138 119V118H137ZM161 119V118H160ZM164 119V118H163ZM21 120H20V123H21ZM34 120V119H33ZM50 120V119H49ZM54 120V119H53ZM56 120H57V118H56ZM55 120V121H56ZM65 120H66V118H65ZM68 120H69V118H68ZM74 120V119H73ZM89 120H90V118H89ZM91 120H92V118H91ZM91 120H90V122H91ZM101 120V119H100ZM104 120H106V118L104 119ZM111 120V119H110ZM124 120V119H123ZM162 120V119H161ZM193 120V119H192ZM191 120V121H192ZM36 121V120H35ZM34 121V122H35ZM47 121V120H46ZM59 122H60V120H58ZM76 121V120H75ZM92 121H94V122H92V123H89L90 125H89V127H92L93 125L95 126V124H97L98 122H97V120L95 121V120H92ZM133 121V120H132ZM139 121V120H138ZM155 121H157V120H155ZM166 121V120H165ZM191 121H189L190 123L188 124V127L189 126H191L190 124H191ZM230 121H233V120H230ZM4 122V121H3ZM23 121H22V123H24ZM25 122V123H26ZM54 122V121H53ZM76 122H79V121H76ZM81 122V121H80ZM83 122V121H82ZM87 122V121H86ZM89 122V121H88ZM137 122V121H136ZM236 122V121H235ZM32 123V122H31ZM47 123V122H46ZM71 124H72V122H70ZM102 123V122H101ZM125 123H126V121H125ZM193 123V122H192ZM224 123V122H223ZM227 123V122H226ZM63 124V123H62ZM69 124V123H68ZM112 124V123H111ZM222 124V123H221ZM229 124V123H228ZM231 124V123H230ZM28 125H29V123H28ZM38 125V124H37ZM76 125V124H75ZM81 125V124H80ZM88 125V124H87ZM99 125V124H98ZM127 125V124H126ZM132 125V124H131ZM194 125V124H193ZM193 125H192V127H193ZM203 125V124H202ZM224 125V124H223ZM24 126V125H23ZM74 126V125H73ZM112 126H113V124H112ZM119 126V125H118ZM129 126V125H128ZM195 126V125H194ZM201 126V125H200ZM231 126V125H230ZM230 126H228V127H230ZM233 126H234V124H233ZM233 126H231V128H233ZM12 127V126H11ZM28 127H30V125L28 126ZM67 127H68V125H67ZM82 127V126H81ZM108 127V126H107ZM117 127V126H116ZM187 127V126H186ZM198 127V126H197ZM227 127V128H228ZM4 128H5V126H4ZM8 128V127H7ZM10 128V127H9ZM106 128V127H105ZM196 128V127H195ZM194 128V129H195ZM204 128V127H203ZM206 128V127H205ZM204 128V129H205ZM209 128V127H208ZM225 128V127H224ZM227 128H225V129H227ZM235 128V127H234ZM11 129V128H10ZM85 129V128H84ZM87 129V128H86ZM92 129V128H91ZM130 129V128H129ZM128 129V130H129ZM202 129V128H201ZM236 129V128H235ZM16 131H17V129H15ZM65 130V129H64ZM189 130H191V128L189 129ZM192 130H193V128H192ZM196 130H198L197 128H196ZM208 131V129H205V130H203V132L204 131ZM210 130H212V129H210ZM230 130V129H229ZM234 130V129H233ZM256 130V129H255ZM194 131V130H193ZM199 131V130H198ZM197 131V132H198ZM241 131V130H240ZM9 132V131H8ZM11 132V131H10ZM9 132V133H10ZM98 132V131H97ZM192 132V131H191ZM196 132V133H197ZM77 133V132H76ZM82 133V132H81ZM84 133V132H83ZM87 133V132H86ZM91 133V132H90ZM196 133H194V134H196ZM211 133H212V131H211ZM226 133H227V131H226ZM254 133H257L256 131L254 132ZM16 134V133H15ZM115 134V133H114ZM122 134H123V132H122ZM131 134V133H130ZM187 134V133H186ZM193 134V133H192ZM193 134V135H194ZM200 134V133H199ZM12 135V134H11ZM17 135V134H16ZM19 135V134H18ZM78 135H80V134H78ZM117 135V134H116ZM185 135V134H184ZM184 135H183V138H184ZM255 135H257V134H255ZM88 136V135H87ZM219 136V138H221L220 137V135H218ZM18 137V136H17ZM122 137H123V135H122ZM186 137V136H185ZM211 137V136H210ZM81 138V137H80ZM112 138V137H111ZM110 138V139H111ZM120 138V137H119ZM128 138V137H127ZM194 138H195V135H194ZM15 139V138H14ZM18 139H19V137H18ZM117 139V138H116ZM187 139H189V137L187 138L186 137V140ZM209 139V138H208ZM218 139V138H217ZM124 140V139H123ZM186 140H184V143L186 142ZM202 140V139H201ZM2 141V140H1ZM17 141V140H16ZM19 141H21V140H19ZM93 141V140H92ZM218 141V140H217ZM220 141H221V139H220ZM220 141H218V143L220 142ZM200 142V141H199ZM6 143V142H5ZM21 143V142H20ZM86 142H84V144H85ZM94 143V142H93ZM115 143V142H114ZM132 143V142H131ZM130 143V144H131ZM134 143V142H133ZM182 143H183V141H182ZM214 143V142H213ZM216 143V142H215ZM227 143H225L226 145H227ZM2 144V143H1ZM8 144V143H7ZM6 144V146H8V148H9V145H7ZM88 144H90V143H88ZM186 144V143H185ZM184 144V145H185ZM190 144V143H189ZM188 144V145H189ZM221 144V146L222 145H224V144H222V143H220ZM219 144V145H220ZM5 145V144H4ZM34 145V144H33ZM134 145H135V147H138V148H136L137 150L138 149H142V147L140 148V146H138V144H136V143H134ZM183 145V146H184ZM216 145V144H215ZM218 145V144H217ZM231 145V144H230ZM17 146V145H16ZM32 146V145H31ZM86 146V145H85ZM133 146V145H132ZM191 146V145H190ZM247 146V145H246ZM3 147V146H2ZM0 147V149H1V151H5V150H3L5 147ZM13 147V146H12ZM28 147V146H27ZM144 147V146H143ZM192 147V146H191ZM7 148V150H6V152L4 153L3 152V154H1L0 155V180L2 181H5V183L6 184H9L8 186H10V185H12V188L14 187H22V186H25V185H29V182L30 181H25V180H23V179H21L20 177H18L17 176V173L18 172H20L21 170H22V168L24 169V165L26 164V162H27V164H29L28 163V160L27 161H23V159L24 160H26L25 158H26V155L29 153H27L25 156H21V151H22V149H21V151L18 153L17 151H13V150H10V149H12V148H10V149H8ZM24 148V147H23ZM75 148V147H74ZM90 148V147H89ZM92 148V147H91ZM115 148V147H114ZM133 148V147H132ZM185 148V147H184ZM14 149V148H13ZM73 149V148H72ZM85 149V148H84ZM113 149V148H112ZM146 149H147V147H146ZM145 149V150H146ZM149 149V148H148ZM189 149H191V148H189ZM249 149H250V147H249ZM255 149H253V150H255ZM9 150V151H8ZM19 150V149H18ZM24 150H25V148H24ZM145 150H144V152L142 151V150H138V152H140L141 154H140V156L141 157H143V158H139V160L140 159H144V160H146L147 161V159H149V157L151 156L150 154H153V153H150L149 152V150H147L148 151V153H147V151L145 152ZM211 150V149H210ZM213 150V149H212ZM31 151V150H30ZM33 151V150H32ZM31 151V152H32ZM76 151V150H75ZM80 151V150H79ZM88 151V150H87ZM115 151V150H114ZM142 151V152H141ZM250 151H252V147H251V150ZM116 152V154H117V156H116V158H115V161L113 160L112 161V159L111 160H108V162H105L104 164H103V167L105 168V169H112V168H116V167H118V166H120L121 164H124V163H126V154H125V152H119L118 150H116L115 151ZM137 152V153H138ZM1 153V152H0ZM79 153V152H78ZM30 154V153H29ZM248 153L246 152V155H247ZM253 154V153H252ZM260 154V153H259ZM33 155V154H32ZM82 155V154H81ZM84 155H86V154H84ZM90 155V154H89ZM110 155V154H109ZM108 155V156H109ZM138 155V154H137ZM248 155H251V153H249ZM247 155V156H248ZM180 156V155H179ZM178 156V157H179ZM23 157H25V158H23ZM84 157V156H83ZM90 157V156H89ZM147 159H146V158ZM153 157V156H152ZM248 157H250V156H248ZM110 158V157H109ZM114 158V157H113ZM225 158V157H224ZM223 157H222V159H224ZM245 158H246V156H245ZM27 159H29V158H27ZM30 159H31V157H30ZM29 159V160H30ZM86 159V158H85ZM11 160H12V164H10V162H11ZM90 160V159H89ZM141 160V161H142ZM226 160V159H225ZM33 161H34V159H33ZM32 161V162H33ZM153 161H154V159H153ZM156 161V160H155ZM254 161V160H253ZM29 162H31V161H29ZM32 162H31V165L30 166H32ZM87 162V161H86ZM150 162V161H149ZM151 162H152V160H151ZM223 162H225V161H223ZM234 162V161H233ZM255 162V161H254ZM253 162V163H254ZM7 163H9V169L7 170L6 168V165H8ZM42 163V162H41ZM85 163V162H84ZM84 163H83V165H84ZM91 163V162H90ZM89 163V164H90ZM144 163V162H143ZM153 163V162H152ZM158 162L156 161V164H157ZM163 163V162H162ZM176 163V162H175ZM220 163V162H219ZM222 163V162H221ZM228 162H226V163H224V164H227ZM243 163V162H242ZM247 163V162H246ZM246 163H245V165H246ZM252 162L250 163L249 162V164L250 165H246V166H244V167H242V169H243V171H241V174H242V178H243V176H245L246 177V175L247 174H249L250 172L251 173H254L255 175H256V173L257 174H259L258 175V178H257V180L258 181H256L255 179V175H254V180L256 181V182H261L262 183V181H264L263 180V178H264V155H262V157L257 161V162H255L254 164H253ZM150 164V163H149ZM148 164V165H149ZM154 164V163H153ZM153 164H151V166L153 165ZM161 164V163H160ZM165 165H167L166 164V162L164 163ZM180 164V163H179ZM224 164H218L217 163V165L218 166H215L214 167V169H213V167H212V169H213V171L212 170H210V171H212L211 172V179H212V181H214V183L215 184H217V185H219V186H222L223 184H225V183H228L227 181H230V180H228L229 179V173H230V168L228 167L229 166V164H228V166L227 165H224ZM240 164H241V162H240ZM248 164V163H247ZM86 165H88L87 163H86ZM169 165V164H168ZM231 165V164H230ZM236 165V164H235ZM82 166V165H81ZM156 166V165H155ZM178 166V165H177ZM242 166V165H241ZM241 166H239V167H241ZM26 168V172H27V169H28V167H27V165L25 166ZM33 168H35L34 166H32ZM39 167V166H38ZM47 167V166H46ZM157 167V166H156ZM156 167H155V169H156ZM160 167V170L163 168V166L161 165V166H159ZM233 167V166H232ZM236 166H234V168H235ZM30 169H32L33 170V168H31V167H29ZM76 168V167H75ZM158 168V167H157ZM169 168H171V167H169ZM169 168H167L168 170H169ZM179 168V167H178ZM238 168V167H237ZM236 168V169H237ZM30 169L28 170L29 171V173H30ZM40 169V168H39ZM82 169V168H81ZM94 169V168H93ZM92 169V170H93ZM120 169V168H119ZM152 169H154L153 167H152ZM164 169H165V167H164ZM172 169H174L173 167H172ZM172 169H170L169 171L171 172V170ZM211 169V168H210ZM35 170V169H34ZM38 170V169H37ZM37 170H36V172H37ZM115 170V169H114ZM157 170V169H156ZM160 170H157V171H160ZM16 173H15V172ZM25 171H24V173H25ZM39 171V170H38ZM41 171V170H40ZM79 171V170H78ZM81 171V170H80ZM154 171V170H153ZM209 171V172H210ZM232 171H234V170H232ZM237 172H238V169L236 170ZM35 172V173H36ZM43 172V171H42ZM66 172V171H65ZM74 172H75V170H74ZM87 172H88V170H87ZM86 172V173H87ZM163 172V171H162ZM167 172V171H166ZM165 172V173H166ZM173 172H174V170H173ZM208 172V173H209ZM240 172V171H239ZM5 173H7V175H4ZM22 173V172H21ZM20 173V174H21ZM28 173V175H30ZM31 173L33 174V171H31ZM44 173V172H43ZM42 173V174H43ZM45 173H46V171H45ZM76 173V172H75ZM157 173V172H156ZM160 173H161V171H160ZM159 173V177L157 176V183H155L154 185L153 184H151L150 185V183L147 181H144V182H146L145 183V186L147 187V186H149V187H147L146 189H144L143 188V184L141 185H138L137 183H132L131 184V188L128 190V192H129V195H130V197H131V203H132V205L134 204V205H136V206H138V205H141V204H143L144 202H146V203H152V204H157V205H162V206H167L168 208H173V209H176V210H178V213L180 214V217H179V219H181L182 221H185V222H188L190 225H192V226H194L193 228H191L190 230L188 229V231H189V236H187V238H185V237H183V234L180 232V231H177L176 229H175V226L176 225H173L172 224V226L174 227V230H176L175 232H177L178 234H180L179 236H178V234H177V236L178 237H167L168 235H165V236H163V234L166 232V230H167V227H170L169 225H170V222H168V221H165V219H163V221H156V224H154L153 222H152V218L150 219L151 220V222H146V223H148L150 226H152V228L151 229H154V231L156 232V233H152V231H151V233L150 232H145L144 234H143V232L142 233H136V234H132L133 236L130 238V236H129V238H128V235H126L127 236V238H128V241L126 240H124L125 238H123V240H119V239H117L119 236H120V232H121V230L123 229V228H121V226H120V228H117L116 226H114V227H116V228H113L115 231H120L119 233H117L116 235H118V237L117 236H115V237H117L116 238V240H118V241H116V243H115V241H114V245H112L111 246V248H107V249H105L106 251H105V253H106V261H104L105 263H102V264H183V262L185 263L186 261H192V262H194V264H206V262H207V260H206V258L204 257V256H206V255H202L201 254V251L203 250V251H206V249H202L201 248V250L199 249V248H197L199 245V243L200 244H202L203 245V243L206 241H201L202 240V236L205 234V232L206 231H208L207 230V228H209L208 227V225H209V223H211L210 222V218H212L211 216H212V214H210L211 216H209V212H208V210H210L213 206L215 207L216 205H213V206H211V208L210 209H208L209 207L207 206L208 205V203H207V205H206V202H205V200L207 201V197H205L206 199H204L203 198V195L202 196H200L201 198H197V196L195 195V192L193 193L192 191L193 190H191L189 187H191V186H186V185H184V184H182L179 180L178 181H176L175 180V178L173 177H171L172 175H174V173L171 175V174H168L169 172H167L166 174H167V176L164 174V175H161ZM172 173V172H171ZM234 173V172H233ZM37 174H39V173H37ZM177 174V173H176ZM175 174V175H176ZM231 174H232V172H231ZM22 175V174H21ZM21 175H19V176H21ZM47 175V174H46ZM79 175H80V173H79ZM82 175V174H81ZM84 175V174H83ZM88 175V174H87ZM157 175V174H156ZM169 175H171V176H169ZM174 175V176H175ZM179 175H181V174H179ZM178 175V176H179ZM235 175V174H234ZM240 175V174H239ZM250 175H252V174H250ZM250 175H248V178H249V176ZM23 176L24 175H22V178H23ZM37 176V175H36ZM72 176V175H71ZM85 176V175H84ZM177 176V175H176ZM237 176H238V174H237ZM236 175L235 176H232V177H237ZM259 176H262L263 178H261V180H259ZM88 177V176H87ZM231 177V176H230ZM239 177V176H238ZM72 178V177H71ZM179 178H180V176H179ZM247 178V179H248ZM27 179V178H26ZM64 179V178H63ZM72 179H74V178H72ZM77 180L79 179V180H83V178L81 179V178H76ZM76 179H75V181H76ZM146 179V178H145ZM150 179H152V178H150ZM236 179V178H235ZM240 179H241V177H240ZM239 179V180H240ZM252 179H253V177H252ZM251 179V180H252ZM40 180V179H39ZM45 180V179H44ZM58 180V179H57ZM78 180V181H79ZM141 180V179H140ZM243 180V179H242ZM245 180H246V178H245ZM244 180V181H245ZM249 180V179H248ZM251 180H250V182H251ZM253 180V181H254ZM46 181V180H45ZM44 181V182H45ZM59 181V180H58ZM71 181V180H70ZM138 181H139V179H138ZM154 181V180H153ZM182 181H184V178H183V180ZM185 181H187V179L185 178ZM231 181H233V180H231ZM253 181L251 182V183H253ZM254 181V182H255ZM41 182H42V180H41ZM43 182V183H44ZM74 182V181H73ZM84 181H82L81 183H83ZM242 182V181H241ZM246 182H248V181H246ZM249 182V183H250ZM31 183V182H30ZM35 183V182H34ZM42 183V184H43ZM64 183V182H63ZM75 183V182H74ZM80 183V182H79ZM204 183V182H203ZM213 183V184H214ZM231 183V182H230ZM243 183V182H242ZM2 184V183H1ZM37 184V183H36ZM41 184V183H40ZM51 184V183H50ZM61 184V183H60ZM73 184V183H72ZM76 184V183H75ZM207 184H210L209 183V181H207ZM229 184V183H228ZM257 184H259V183H257ZM263 184H264V182H263ZM31 185V184H30ZM44 185L45 184H43V187H44ZM65 185V184H64ZM240 185V184H239ZM245 185V184H244ZM253 186L255 185V184H252ZM260 185V184H259ZM49 186V185H48ZM52 186V185H51ZM77 186V185H76ZM79 186V185H78ZM81 186V185H80ZM144 186V187H145ZM198 186V185H197ZM207 186V185H206ZM210 186V185H209ZM246 186V185H245ZM262 186V185H261ZM29 187V186H28ZM27 187V188H28ZM88 187V186H87ZM202 187V186H201ZM204 187H205V185H204ZM212 187V186H211ZM233 187V186H232ZM232 187L231 188H229V191H233V189H232ZM244 187V186H243ZM248 187V186H247ZM1 188V187H0ZM2 188H4V187H2ZM6 188V187H5ZM38 188H39V186H38ZM38 188L36 189V190H38ZM45 188V187H44ZM207 188H208V186H207ZM217 188V187H216ZM257 188V187H256ZM16 189V188H15ZM32 189H33V187H32ZM31 189V190H32ZM40 189H41V187H40ZM39 189V190H40ZM74 189V188H73ZM88 189V188H87ZM197 189V188H196ZM210 189H212V188H210ZM230 189H232V190H230ZM241 189V188H240ZM254 189V188H253ZM4 190V189H3ZM7 190H9V189H7ZM71 190V189H70ZM76 192H77V195L79 194L78 193V191L81 193V191L82 190H84L83 192L85 193L86 192V194H84L83 192V194L81 193V194H79V195H82V196H85V197H87V198H90V200L88 201H85V199H84V197L82 198V200H84L85 202H84V205H85V207L86 208H84L85 209V211H86V209L88 210V212H92V211H96V210H98V206L96 207V205H97V202H95V200H97L98 199V197H97V199H95V196H93V193L91 192V190L90 191H85V189H80L79 187H76V189H74ZM167 190H170V191H172L173 193H176V195L175 196H173V195H171V194H168V195H164L163 194V191L165 192V191H167ZM213 190H215L216 191V189L215 188H213ZM235 190V189H234ZM242 191L241 192H238L237 191V193L239 194H241L242 192H245V191H243V189H241ZM245 190V189H244ZM6 191V190H5ZM26 191H27V189H26ZM42 191H43V188H42ZM44 191H46L45 189H44ZM49 191V190H48ZM65 191V190H64ZM69 191V190H68ZM218 191H219V189H218ZM250 191V190H249ZM1 192V191H0ZM7 192V191H6ZM6 192H4L5 194H6ZM13 192V191H12ZM19 191H17L16 193H18ZM67 192V191H66ZM72 192V191H71ZM70 192V193H71ZM76 192H73V194L74 195H76L75 193ZM199 192H201V190L199 191ZM217 192V191H216ZM215 192V193H216ZM222 192V191H221ZM236 192V191H235ZM247 192V191H246ZM252 192V191H251ZM7 193H9V192H7ZM10 193H11V191H10ZM34 193H36V192H34ZM41 193V192H40ZM44 193V192H43ZM208 193V192H207ZM214 193V192H213ZM212 193V194H213ZM218 193H220V192H218ZM248 193V192H247ZM255 193V192H254ZM253 193V194H254ZM5 194H3V195H5ZM19 194V193H18ZM23 194H25L24 192H23ZM32 194V193H31ZM38 194V193H37ZM36 194V195H37ZM72 194V193H71ZM71 194L69 195V196H71ZM210 194V193H209ZM222 194H224V192H222ZM222 194H221V196L219 197V198H221L222 197ZM229 194V193H228ZM240 194H239V196H240ZM244 194V193H243ZM242 194V195H243ZM6 195H10V194H6ZM21 195V194H20ZM76 195V196H77ZM199 195H201L200 193H199ZM215 195V194H214ZM213 195V196H214ZM217 195V194H216ZM227 195V194H226ZM245 195V194H244ZM243 195V196H244ZM252 195V194H251ZM256 194H254V195H252V196H255ZM257 195H258V191H257ZM46 196V195H45ZM44 196V197H45ZM49 196V195H48ZM204 196H207V195H205L204 194ZM212 196V195H211ZM212 196V198H214ZM224 196V195H223ZM228 196V195H227ZM225 197V198H228V197H230V196H228V197ZM259 196V195H258ZM0 197H2V196H0ZM26 197V196H25ZM39 197V196H38ZM91 197H93V199H95V200H93L92 201V199H91ZM103 197V196H102ZM217 197V196H216ZM215 197V198H216ZM224 197H223V199H224ZM235 197V196H234ZM240 197H242V196H240ZM246 197H247V195H246ZM256 197V196H255ZM254 197V198H255ZM7 198V197H6ZM27 198L28 197H26V199L24 198V196H22V197H20L19 196V198H17L16 199V201L14 202V203H11V206L9 207V212H8V210L6 209V211L7 212H5V219L7 218V221L6 222H9L8 221V218H9V220L11 221L12 220V223L15 221L16 222V224H17V222H19V221H16V219L17 218H20L19 216L18 217H16V215H17V213H19V208H21V211L22 210H24V209H22V205L21 204H24V202L27 200ZM31 198H32V196H31ZM30 198V199H31ZM117 198V197H116ZM232 199V201H230V202H232L231 203V207H229L228 205V208H230L229 210H227L225 207H223L222 206V204L224 203V201L225 200H227V199H225L224 201H223V199L221 198L220 200H221V202H222V204H221V208L223 209V213L225 214V209L227 210V211H229V213H228V218H226V216L224 215V217L226 218V221L224 222V221H221V222H224V223H222V224H220L221 226L218 228V230L220 229V234H221V232L223 233V234H221V237L223 238V240H224V243L222 244V246H221V248H222V250L221 251H223L224 252V254H223V259L221 260V263L222 264H234V263H238V264H251V263H254L257 259H256V256H257V254L258 253H260V251L262 250L263 252H264V194H262V195H260L259 197H257V199H255V200H257V202L256 203H254V204H250L249 203V200L248 201H243V203L240 205V203L239 202H237L236 200H235V198H233V196L231 197ZM252 198V197H251ZM67 199H68V197H67ZM67 199H66V201H67ZM240 199H244V197H242V198H240ZM7 200V199H6ZM10 200H13L12 198L10 199ZM15 200V199H14ZM37 200V199H36ZM41 200V199H40ZM42 200H44V198L42 199ZM49 200V199H48ZM69 200H70V197H69ZM74 200H76V199H74ZM219 200V199H218ZM217 200V201H218ZM228 200H230V199H228ZM227 200V201H228ZM2 201V200H1ZM28 201V200H27ZM35 201V200H34ZM37 201H39V200H37ZM47 201V200H46ZM63 201V200H62ZM65 201V202H66ZM78 201V200H77ZM80 201V200H79ZM79 201H78V203H79ZM98 201L99 202H101L103 205L104 204H111V203H113L115 200L113 199V198H105V197H103V198H100V199H98ZM119 201V200H118ZM210 201V200H209ZM209 201H207V202H209ZM227 201H225V204L227 203ZM235 201H236V203H235ZM4 202V201H3ZM7 202H8V200H7ZM45 202V201H44ZM49 202V201H48ZM68 202V201H67ZM81 202H83V201H81ZM211 202H213L214 203V200L213 201H211ZM220 202V201H219ZM10 203V202H9ZM35 203V202H34ZM47 203V202H46ZM71 203V202H70ZM73 203V202H72ZM94 203H96V205L94 204ZM28 204V203H27ZM38 204V202L34 205V206H36ZM43 204H45V203H43ZM42 204V205H43ZM51 204V203H50ZM65 204H67V203H65ZM75 204H77V203H75ZM81 205H82V203H80ZM210 204V203H209ZM225 204H224V206H225ZM230 204V203H229ZM3 205V203L2 202H0V264H25V262H26V257H27V255H21V254H18L17 252H15L11 247H10V244L8 243V241H9V239H10V237H12L11 235L12 234H14V233H16V231H14L13 229H7L6 227H9L10 225L8 224L6 227H5V225H3V219H4V211H5V209L3 210V209H1V207H3L2 206ZM8 205V204H7ZM32 205V204H31ZM41 205V204H40ZM83 205V206H84ZM99 205V204H98ZM211 205V204H210ZM46 206V205H45ZM49 206V205H48ZM70 206V205H69ZM75 206V205H74ZM77 206H78V210L77 211H79V208L81 207L79 204H77ZM80 206V207H79ZM101 206V205H100ZM226 206V207H227ZM6 206H4L3 208H5ZM27 207V206H26ZM25 207V208H26ZM33 207V206H32ZM39 207V206H38ZM71 207V206H70ZM40 208V207H39ZM43 208V207H42ZM50 208V207H49ZM61 208V207H60ZM59 208V209H60ZM219 208V207H218ZM225 208V209H224ZM48 209V208H47ZM62 209H63V207H62ZM65 209V208H64ZM83 209V210H84ZM100 209V208H99ZM220 209V208H219ZM251 209H254L255 210V212H257L259 215H262V222L260 223V224H258V225H254L253 223H252V221L251 220H249L248 218H249V214H250V210ZM37 210V209H36ZM35 210V211H36ZM76 210V209H75ZM215 210H216V208H215ZM221 210V209H220ZM219 210V211H220ZM20 211V213H22V212H25V210L24 211H22L21 212ZM42 211V210H41ZM64 211V210H63ZM84 211V212H85ZM58 212V211H57ZM56 212V213H57ZM61 212V211H60ZM83 212V213H84ZM90 212V214H92ZM252 212V211H251ZM7 213H9V214H7ZM31 213V212H30ZM75 213V212H74ZM77 213V212H76ZM79 213V212H78ZM215 213V212H214ZM22 214H24V213H22ZM26 214V213H25ZM24 214V215H25ZM35 214V213H34ZM44 214V213H43ZM58 214V213H57ZM64 214V213H63ZM80 214V213H79ZM86 214V213H85ZM84 214V215H85ZM89 213H87V215H88ZM178 214V215H179ZM221 214V213H220ZM19 215V214H18ZM27 215V214H26ZM33 215V214H32ZM37 215V214H36ZM39 215V214H38ZM68 215V214H67ZM83 214H80V219H81V216H82ZM223 215V214H222ZM227 215V214H226ZM13 216V217H12ZM23 216V215H22ZM21 216V217H22ZM29 216V215H28ZM41 216V215H40ZM65 216V215H64ZM90 216V215H89ZM34 217H35V215H34ZM39 217V216H38ZM42 217V216H41ZM85 217V216H84ZM84 217H82V218H84ZM88 217V216H87ZM165 217V216H164ZM213 217H214V215H213ZM216 217V216H215ZM223 217V216H222ZM221 217V218H222ZM11 218V219H10ZM28 218V217H27ZM63 218V217H62ZM70 218V217H69ZM76 218V217H75ZM90 218V217H89ZM156 218V217H155ZM167 218V217H166ZM40 219V218H39ZM42 219V218H41ZM56 219H58L57 217H56ZM74 219V218H73ZM102 219V218H101ZM104 219V218H103ZM106 219V218H105ZM176 219V218H175ZM214 219V218H213ZM217 219V218H216ZM216 219L214 220L215 222H216ZM223 219V218H222ZM35 220V219H34ZM38 220V219H37ZM79 220V219H78ZM88 220V219H87ZM149 220V219H148ZM147 220V221H148ZM149 220V221H150ZM167 220H168V218H167ZM171 220V219H170ZM177 220V219H176ZM220 220V219H219ZM25 221H26V219H25ZM84 221H85V218H84ZM100 221H103V220H100ZM108 221V220H107ZM172 221V220H171ZM211 221H213L212 219H211ZM6 222H4V223H6ZM40 222V221H39ZM86 222V221H85ZM88 222V221H87ZM90 222V221H89ZM92 222V221H91ZM109 222V221H108ZM214 222V224L213 225H215L216 224V226L218 225V223H215ZM218 222V221H217ZM12 223H11V225H12ZM27 224H28V221L26 222ZM35 223V222H34ZM42 223V222H41ZM63 223H64V221H63ZM75 223H76V221H75ZM79 223V222H78ZM77 223V224H78ZM93 223V222H92ZM102 223H103V226H105V227H101V229H103L104 231H106V227H108V225H107V222H106V225H104V222H101V224L100 225H102ZM172 223H174L175 224V222H174V220H173V222ZM1 224L3 225V228L1 227ZM22 224H23V222H22ZM43 225H44V223H42ZM80 224V223H79ZM83 224H84V222H83ZM89 224V223H88ZM111 224H113V223H111ZM116 224V223H115ZM13 225H15V223L13 224ZM19 225H21V224H18V227H19ZM114 225V224H113ZM211 225V224H210ZM23 226V225H22ZM60 226H61V224H60ZM63 226V225H62ZM71 226V225H70ZM90 226V225H89ZM88 226V227H89ZM92 226V225H91ZM96 225H94V229L97 227V230H99V231H101L100 229H98V224H97V226L95 227ZM219 226V225H218ZM217 226V227H218ZM5 227V228H4ZM16 226H14V228H15ZM21 227V226H20ZM30 227V226H29ZM81 227V226H80ZM109 227H110V223H109ZM119 227V226H118ZM25 228H27V226L25 225ZM35 228V227H34ZM59 228V227H58ZM85 228V227H84ZM87 228V227H86ZM143 228V227H142ZM148 227H146L145 229H147ZM172 228V227H171ZM171 228H170V230H171ZM189 228V227H188ZM211 228V227H210ZM214 228H216V227H214ZM108 229V228H107ZM113 229L111 228L110 230H112L113 231ZM141 229V228H140ZM144 229V228H143ZM142 229V230H143ZM144 229V230H145ZM186 230H187V228H185ZM30 230V229H29ZM28 230V231H29ZM33 230V229H32ZM81 230V229H80ZM87 230V229H86ZM96 230V229H95ZM124 230V229H123ZM148 230V229H147ZM149 230H150V228H149ZM183 230V229H182ZM185 230V231H186ZM212 230V231H211ZM215 230V229H214ZM27 231V230H26ZM27 231V232H28ZM31 231V230H30ZM98 231V232H99ZM103 231V232H104ZM111 231V232H112ZM115 231H113V233L115 232ZM137 231V230H136ZM184 231V230H183ZM209 231H211V233L213 232V229H210ZM36 232V231H35ZM84 232H86V231H84ZM90 232H92V231H90ZM90 232H88V230H87V233H89L90 234ZM102 232V231H101ZM107 232H109V230H107ZM106 232V233H107ZM141 232V231H140ZM157 232H159V234H157ZM170 232V231H169ZM34 233V232H33ZM86 233V235H88ZM110 233V232H109ZM108 233V234H109ZM122 233V237H123V231L121 232ZM210 233V232H209ZM208 233V234H209ZM215 233V232H214ZM216 233H217V228H216ZM28 234V233H27ZM30 234V233H29ZM35 234V233H34ZM85 234V233H84ZM83 234V236H86V235H84ZM112 234V233H111ZM115 234V233H114ZM220 234H213V235H215L214 237H216V235H220ZM31 235L33 236L32 238H34V235L31 233ZM30 235V236H31ZM92 235V234H91ZM94 235V234H93ZM125 235H124V237H125ZM131 235V234H130ZM174 235H175V233H174ZM188 235V234H187ZM207 235V234H206ZM206 235H204V238L206 237ZM212 235V236H213ZM83 236H81L80 235V237H83ZM113 236V235H112ZM186 236V235H185ZM208 236V235H207ZM209 236H210V234H209ZM211 236V237H212ZM22 237V236H21ZM71 237V236H70ZM122 237H121V239H122ZM31 238V239H32ZM36 238H38V237H36ZM78 238V237H77ZM89 238V237H88ZM126 238V239H127ZM203 238V239H204ZM23 239V238H22ZM31 239H30V241H31ZM45 239V238H44ZM82 239V238H81ZM83 239H85V238H83ZM82 239V240H83ZM67 240V239H66ZM77 240V239H76ZM80 240V239H79ZM86 240V239H85ZM84 240V241H85ZM89 240V239H88ZM145 240L147 241L146 243H145ZM209 240H211V239H209ZM24 241V240H23ZM33 241H34V239H33ZM78 241V240H77ZM208 241V240H207ZM206 241V242H207ZM61 242V241H60ZM86 242V241H85ZM88 242V241H87ZM86 242V243H87ZM89 242H90V240H89ZM89 242L87 243V244H89ZM202 242V243H201ZM205 242V243H206ZM24 243V245H25V247H26V249H28V250H32V247H34L35 245L34 244H32L31 242H29V241H26V239H25V241L23 242ZM31 243V244H30ZM35 243V242H34ZM92 243V242H91ZM95 243V242H94ZM93 243V244H94ZM209 243H211V242H209ZM14 244V243H13ZM81 244V243H80ZM83 244V243H82ZM96 244V243H95ZM212 244V243H211ZM15 245V244H14ZM34 245V246H33ZM71 245V244H70ZM76 245V244H75ZM91 245V244H90ZM12 246V245H11ZM61 246V245H60ZM73 246V245H72ZM205 246V245H204ZM211 246V245H210ZM209 246V247H210ZM16 247V246H15ZM81 247V246H80ZM197 248V249H195V248ZM36 248H38V247H36ZM78 248V247H77ZM77 248H75V249H77ZM90 248V247H89ZM93 248V247H92ZM74 249V250H75ZM98 249V248H97ZM78 250V249H77ZM83 250V249H82ZM95 250V249H94ZM129 250H131V251H129ZM196 250H200V252H197ZM70 251V250H69ZM97 251V250H96ZM101 251V249L99 250V251H97V253L98 252H100ZM103 251V250H102ZM132 251H133V253H137L138 255H134V254H132ZM207 251H209L208 249H207ZM212 251V250H211ZM261 251V252H262ZM27 252V251H26ZM68 252V251H67ZM66 252V253H67ZM76 252V251H75ZM74 252V253H75ZM131 252V253H130ZM156 252H162V253H164V256H165V258H164V260H162V261H160L159 262V260H161V259H158V261H154V259L152 258V257H150L151 256V254H154V253H156ZM262 252V253H263ZM69 253V252H68ZM81 253V252H80ZM95 253V252H94ZM101 253V252H100ZM105 253H104V255H105ZM209 254L211 253V252H208ZM70 254H72L71 252H70ZM77 254V253H76ZM82 254V253H81ZM80 254V255H81ZM86 254V253H85ZM84 254V255H85ZM93 254V253H92ZM72 255H74V254H72ZM79 255V254H78ZM90 255H91V253H90ZM95 255V254H94ZM103 255V254H102ZM211 255V254H210ZM213 255L215 256L216 254L215 253H213ZM259 255V254H258ZM64 256V255H63ZM69 256V255H68ZM93 256V255H92ZM98 256H100V255H98ZM213 256V257H214ZM261 256V255H260ZM65 257V256H64ZM83 257V256H82ZM87 257V256H86ZM88 257H91V256H88ZM97 257V256H96ZM207 257V256H206ZM212 256H211V258H213ZM216 257V256H215ZM215 257L213 258V259H215ZM218 257V256H217ZM28 258V257H27ZM91 258H93V257H91ZM99 258H101V257H99ZM211 258H209V259H211ZM263 262L261 261V264H264V254H263ZM30 259V258H29ZM29 259H28V261H29ZM66 259V258H65ZM90 258H88V260H89ZM95 259V258H94ZM256 259V260H255ZM96 260V259H95ZM95 260H93V261H95ZM105 260V259H104ZM100 261V260H99ZM213 261H215V260H213ZM217 261H219L218 259H217ZM209 262H210V260H209ZM256 262H258V261H256ZM29 263V262H28ZM80 263V262H79ZM94 263V262H93ZM101 263V262H100ZM210 263H212V262H210ZM84 264V263H83ZM94 264H99V263H94ZM193 264V263H192ZM207 264H208V262H207ZM213 264V263H212ZM214 264H216V263H214ZM217 264H219L218 262H217Z\"/></svg>", "mask_w": 264, "mask_h": 264}]
</instances>
